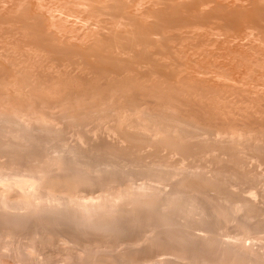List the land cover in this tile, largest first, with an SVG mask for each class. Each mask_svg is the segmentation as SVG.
Returning a JSON list of instances; mask_svg holds the SVG:
<instances>
[{"label": "bare ground", "instance_id": "bare-ground-1", "mask_svg": "<svg viewBox=\"0 0 264 264\" xmlns=\"http://www.w3.org/2000/svg\"><path fill=\"white\" fill-rule=\"evenodd\" d=\"M15 2L14 4L12 2ZM48 1V2H46ZM51 1V0H50ZM54 1V0H53ZM52 1V2H53ZM69 0H65L64 4L65 5H59L58 4H55V6H53V3L51 5V2H49V0H12V2H7V4L9 3V5L11 4V7L9 8V12H12L11 15L12 16V19L11 18H7V16L5 18H7V22L8 20L11 21V20H14L16 21V23H18L17 26L15 24V22L13 21V24L21 29L18 28V30H21L20 32L24 35H25V38L22 40V44H25L27 46H24V47H27L25 48L26 49V53H28L29 57H31L32 59H36L37 58H40L41 61H43L42 59H44V62H45V65L47 67H49L51 70V72L47 71V75L45 74V78H42L40 72H45V69L44 67L40 68L41 65H39V68L40 70L41 69H44V70H41V71H38L39 69H37L36 71H34L33 73L35 74L36 73H40V77L42 79H46L47 80V76L49 75H53V74H50L52 73V70L56 67L58 68L57 66H54L57 61L56 64L58 65V63L64 65L66 62L67 65H64L61 67V70L63 69L64 67V70H63V73L66 74V71L67 69L69 70V68L67 67V69L65 68L66 66H70L73 68L70 69V71L72 70V75H70V78L71 76L74 78H71V80H73L71 83H73L74 81L78 82V84H76V82H74L73 84L75 86H69L68 88H66V85L64 83V80H63V83L64 85L62 86H65L64 88L60 85H56V83H54V78H57L56 82L60 80L59 79H62L63 77L65 78V76H63L62 74V71L59 70L62 74L60 75V72L58 73L60 76L58 77H52L53 81L54 82H50L49 84H51L49 86V84L45 87L46 90L49 89V87H51V90H48V91H52V83L53 85L55 84V87L59 86V89L60 88H63L61 90H56L55 94L54 95H49L48 93V96L47 98L46 97V93L45 92H48V91H44L41 92L43 93V100L44 101H48L50 102V104L52 103V105L54 104L57 108V110L59 111V108H60V111H65L70 114H68V116L70 115H73L77 117V115H80L82 116V114H90L92 111L90 110H94V112L96 113L97 110H99L98 107L102 106L105 108L106 105H100V104H106V102H110L112 104V102H117L118 100L115 99L116 96H120V101H118V103L120 102V104L117 106V105H111L112 108H114L113 106H115V109L113 112H111L112 115L116 116L115 117V120L113 121H109L107 122L105 120L106 125H105V130H103V132L107 133V137L106 139H109L108 136H110L111 134L114 135L115 137V141L117 142H121L120 144H125L128 142H130L131 144L134 143L136 147H140L141 148H146V150L148 151V149H150V151L148 152L149 155L148 157L150 156V154L152 153L151 151L153 150L154 153H155V161H157V159H159L157 162V164H154L153 165H156V166H152V163L150 162L151 164V167H150V164H145V169L142 168L140 170V166H139V161L136 160V162L138 161V166L135 164V167L137 166V171L138 169L140 171H143L144 170V173L143 172H140L138 171V173L140 174H144V178L146 179H143L141 178L143 175H140L141 179H143V182L142 183H139V184H135L133 181L131 182H128L126 184V186L124 187L123 190H116L115 188L113 190H111V193L109 195H105L103 196V198H99V200H97V203H93L90 201V199L86 200V196L85 195V192L82 193V191L85 189H81L82 186H89V183L91 182L90 180H94L97 179L99 180L100 178L98 176H100L101 172L103 170L106 169V171H109L111 169H108L105 168L103 169V165L100 167V165L97 163L96 165H99L98 166H94L93 164H89L88 162L91 163V161H88L87 163L83 162L81 158H79V154L77 155L76 153H73L70 151V148H67V146L65 147L64 146H60L59 148V153L58 154H55L54 152L51 154H46V158H45V162H47V167L46 168V172L45 174H48L49 176L52 174L51 172H54V173H60V174H65L66 176V180L67 183L65 184L64 180L61 182V180L54 182L53 184H55V188H51L49 189L44 187V182L43 180H45V178L43 179V175H44V172L43 173H40V174H43L42 176L35 174L33 173H23V174H13L11 175V173L9 174H2L0 172V184L1 186L0 187H4V188H7L8 190H12L15 189V190H18L17 193H18V200L17 199H14L16 197H11V199L5 197L4 195H1L0 196V206L4 207V208H8L11 211V209H21V208H31L33 205H37L39 203L41 204H45V206H48V210L49 209H54V210H69V209H75V210H79V212H86L85 209L87 210L90 205H95L96 206L98 205V207L100 208V210H105L104 212H113V215H115L116 212H118L119 210L123 209L124 207H122V201H125L124 199L127 198L126 201H130L131 204L133 203H137V204H140L142 207L146 206L147 207V210L148 208H150V210H155L160 217H162L164 219L165 222H167L169 225L172 220H171V215L173 212H176V215L177 214H182V216L184 215L185 217L187 216H194L196 215V217L198 218H202L204 221L205 220H210L213 218V209L211 211V209L209 207H213L215 205V207L217 208L218 210V206H220L219 209L222 210L223 212V216L226 217L227 216V220H230L228 218H233L236 219V218H239L238 216H240V214L242 215V213L244 214L245 212L244 211H247V213H250L248 212V205L246 207V203L247 201L245 202L244 199L248 200L249 202L250 201H257L259 199V203H262V205L264 204V181L261 182V186H258V188L255 186L254 188H251L253 187V185H251V187H247L245 188V184L248 183V179L246 180L247 182L244 183V184H241L240 182H242V178H241V181L239 180V175L237 177L236 175V169L239 170L244 164H246V162H248L247 160L249 159H253L255 161V163L253 162V164H251V167L254 168V170L258 167H260V169L262 170V168L264 167V159H262V155L261 157H258L256 155L261 153L263 154V150H261L259 153L257 151L260 150V148L262 147L264 149V125L263 126H256V127H259V128H253V129H247L246 130H249L246 131H242V129L238 128L237 129H240L239 131L238 130H223L225 129V127L223 129L221 128H211L209 129L211 125H206V127H209L208 130L204 129L203 130L202 128L201 129H198L199 128V125H187V126H190L189 128L186 127V123L183 125L181 123H179L180 125H178L177 122H179V119H177V117L175 116L178 112H181L178 110V112L176 113L175 111H177L175 109V107H167L166 110L168 112H175V115H170V114H167L169 115L170 117L172 116L173 120H178L177 122H174L172 120H169L171 122H167V120H163L161 116H164V112L162 108H165L163 107V105H166V104H163V105H160L162 106L160 109V111H162L161 113H163L162 115H156L155 114H149L150 113V108H151V100L149 102V99H152L153 97V100L156 99V101L160 98H158L160 95V88L162 87H165V86H161L159 87V83H163L165 82V84L168 82L170 83L169 86L171 90H173L172 92L175 93V95L177 96L176 94V91L178 92V94L180 95V93L184 92L183 90H185V93L184 94H187V91H186V87H187V90L190 89V96L194 94V88H190L188 89V84L185 85V81L187 83H192V84H195L194 83V78L195 80H197L198 76L199 78L202 77V79L200 80H203L204 78L206 77H209L207 76V74L210 75V71L207 70V72L209 73H203L205 72L204 70H202L203 68L202 67H207V65H210L211 67H215V66H221L220 68H222V66L224 67V64L227 66L229 64H231V61H229V63L227 62V60H232V57L234 58L235 56H240L239 52L242 51L244 49V51L246 52L247 48L246 47L247 45H250L251 46V42L250 43V40L251 41H256V39H258V42L261 40L262 41V38H263V41H264V0H148L149 3H147L148 1H144L143 3V0H70V1H73V3H70V1L68 2ZM5 2V6L8 7V5H6V0H0V4L1 3H4ZM56 2V1H55ZM70 5H73L74 7H76L77 9L74 10L73 8V12L74 13H71L72 9L70 8H67L69 6L66 7V4L67 3ZM145 2L147 3V5L145 4ZM60 4V3H59ZM56 5L58 7H56ZM2 6V5H1ZM4 7V5H3ZM2 7V8H3ZM66 7V10L68 9V11L70 10L71 12L69 13H66L64 14L65 12L63 11ZM1 8V9H2ZM6 8V7H5ZM79 8V9H78ZM4 9V8H3ZM6 11H4L5 14H7V10L8 9H4ZM1 12V10H0ZM64 12V13H63ZM76 12V13H75ZM2 15H3V12H1ZM7 14V15H8ZM107 14V17H105V15ZM1 15V17H2ZM11 15L8 17H11ZM108 15L111 16L108 18ZM16 18H15V17ZM0 19H3L4 17H2ZM15 19H14V18ZM70 17H73V18H70ZM108 18V19H107ZM0 21H3V20H0ZM18 21V22H17ZM5 22V21H4ZM6 22V23H7ZM10 23V22H9ZM1 24H3V22H1ZM12 25V23H11ZM10 25V26H11ZM12 25L14 27V30H15V26ZM2 26V25H1ZM6 26V24H5ZM5 26H4V30H5ZM9 28V25L7 26ZM10 29V28H9ZM13 29V28H12ZM17 29V28H16ZM178 29V31H177ZM231 29V30H229ZM235 30V31H232ZM4 30H2L4 32ZM7 30V29H6ZM5 30V31H6ZM17 30V31H18ZM177 31V32H176ZM254 31H256V33H258V38H256L257 35L254 36ZM7 32V31H6ZM10 33V31H8ZM7 32V33H8ZM19 33V31H18ZM20 33V34H21ZM178 33V34H176ZM1 34V33H0ZM15 34V33H13ZM253 34L254 38L255 39H251V38H248L250 37L251 35ZM176 35L178 38H176ZM6 36V35H4ZM2 35V38L4 37ZM11 36V34H10ZM17 36V34H16ZM20 36H23V35H20ZM19 36V37H20ZM261 36V37H260ZM263 36V37H262ZM15 37V36H14ZM27 37V39H26ZM1 38V37H0ZM10 38V37H9ZM13 38V37H12ZM6 39H8L6 37ZM17 39V38H16ZM15 39V40H16ZM246 39H249L248 41ZM3 40V39H2ZM1 40V41H2ZM14 40V39H13ZM27 42H26V41ZM247 41V42H244V41ZM4 41V40H3ZM8 41V40H7ZM23 41H25V43H23ZM262 41V42H263ZM9 42V41H8ZM13 42V41H12ZM21 42V41H20ZM257 42V41H256ZM15 43V42H14ZM18 43V42H17ZM250 43V44H249ZM1 44V43H0ZM6 44V43H5ZM8 44V43H7ZM259 44H262L261 42ZM258 44V45H259ZM2 45V44H1ZM4 45V44H3ZM10 45V44H8ZM15 45H17L15 43ZM254 45V43H253ZM256 45V44H255ZM257 45V46H258ZM5 46V45H4ZM11 46V45H10ZM19 46V45H17ZM22 46L21 45V49H22ZM262 46V45H261ZM260 46V47H261ZM264 46V45H263ZM3 47V46H2ZM0 46V59L3 58V56H5L3 59L6 60L5 63L7 64V66L4 64V62H0V66L1 68L4 70L2 71L3 73H5L4 75L0 74V77H1V82L3 83L1 85L2 89L3 87H6L5 84L7 85L8 88H10V91H14L17 93V95L19 94L21 97L23 96V98H27V96L29 97L30 96V92L31 93H35L39 91V94H36V95H40V91H42V89L40 88L41 86L44 87V84L42 83L43 81L45 82V80H41V83L43 85H41L40 81H39V84H40V87L37 86L39 85L38 82L36 83V86H33V83H35V81L33 80L34 79V75L32 76V81H30L28 75H26L28 77V79L25 81V78L22 80L21 77H25V76H22V74L20 75V71L23 69V67H21V65H24L25 67L30 66V68H33L34 66V61H30L31 63L33 62V66L31 65V63H29V59L27 58V60H21L25 54H23V57L21 59H15L16 57H14V60L11 59V56H9L10 54L8 53H5L6 51H4L3 49ZM8 47V46H7ZM23 47V48H24ZM259 49H262L260 48ZM14 48V47H13ZM17 48V47H16ZM257 48V47H255ZM7 49V48H6ZM5 49V50H6ZM10 49V48H9ZM246 49V50H245ZM254 49V48H253ZM258 49V48H257ZM8 50V49H7ZM13 50V49H12ZM19 50V49H18ZM24 50V49H23ZM255 50V49H254ZM14 51V50H13ZM16 52L17 49L15 50ZM243 51V52H244ZM251 51H252V48H251ZM257 51V50H256ZM261 51V50H260ZM11 52V51H10ZM24 52V51H23ZM242 52V54H243ZM248 52V51H247ZM262 52V51H261ZM20 53V52H19ZM238 53V54H237ZM251 53V52H249ZM249 53H247L249 55ZM264 53V52H263ZM12 54L14 56H17L15 55L13 52ZM11 54V55H12ZM236 54V55H235ZM255 54V53H254ZM262 54V53H261ZM21 55V54H20ZM27 55V54H26ZM52 55V56H51ZM231 58H230V56ZM235 55V56H234ZM245 55V54H244ZM246 55V56H248ZM229 56V57H228ZM250 56V55H249ZM252 57L256 56L254 55L253 56V52L251 54ZM258 57V55H257ZM8 58V60H7ZM13 58V57H12ZM25 58V57H24ZM225 58L227 59L225 61ZM242 58V56L240 57ZM244 59V58H243ZM242 59V61H243ZM249 59V58H247ZM252 59V58H251ZM254 59V58H253ZM261 59V58H260ZM56 60V61H55ZM236 57L235 59H233L232 61H236ZM239 60V59H238ZM246 60V59H245ZM243 61L245 62V66L248 67L249 65L251 64H247L246 61ZM256 60V59H255ZM258 60V59H257ZM40 61V60H39ZM240 61V60H239ZM241 61V62H242ZM250 61V60H248ZM247 61V62H248ZM259 61V60H258ZM261 61H264V58L261 60ZM24 64H23V63ZM226 62V63H225ZM43 63V62H41ZM47 63V64H46ZM68 63H74V64H68ZM223 63V64H222ZM228 63V64H227ZM251 63V62H250ZM255 63V61H254ZM253 63V64H254ZM260 63L259 62V66H260ZM3 64V65H2ZM21 64V65H19ZM26 64V65H25ZM37 64V63H36ZM264 64V62H263ZM213 65V66H212ZM237 65V62L236 64L234 65V67H240V66H236ZM243 65V63L241 64ZM248 65V66H247ZM258 65V63H257ZM9 66V67H8ZM32 66V67H31ZM36 66V65H35ZM43 66V65H42ZM45 66V67H46ZM54 66V67H53ZM225 66V70L227 69ZM232 66V64L230 65V67ZM255 66V64L253 65ZM251 66L250 68V71H252V67ZM258 66V67H259ZM46 67V69H47ZM244 67V66H243ZM242 67V68H243ZM257 67V68H258ZM22 68V69H21ZM28 67V69L24 68L25 69V72L28 71L30 69ZM35 68V67H34ZM33 68V69H34ZM37 68V67H36ZM200 68V70H198ZM202 68V69H201ZM210 68V67H209ZM219 68V69H220ZM256 68V69H257ZM263 68V66H262ZM262 68H258L259 70L262 69ZM21 69V70H20ZM32 69V71H33ZM66 69V70H65ZM212 69V68H211ZM218 69V70H219ZM224 69V68H223ZM248 69V68H246ZM35 70V69H34ZM48 70V69H47ZM55 71L58 72V70L54 69ZM201 70H202V73L203 74H206V77H204L205 75H203L201 73ZM224 70V71H225ZM229 70V69H228ZM231 70V69H230ZM237 69L235 68V70H231V71H234V72H237L236 71ZM249 70V69H248ZM31 70H29L30 72ZM70 71H67V72H70ZM213 71H217V69L215 70H212ZM264 71V70H263ZM1 72V71H0ZM24 72V71H23ZM74 72V74H73ZM223 72V71H222ZM227 72V71H226ZM239 72V70H238ZM260 73V71H258ZM256 71V73H258ZM28 72H26L27 74ZM31 73V72H30ZM39 73L37 74L39 76ZM54 73V72H53ZM90 73H95L94 76H97L98 79L94 80V78H91V76H93V74L88 77L87 74ZM203 75H201V74ZM218 71L216 72V76L218 78ZM230 73V71H229ZM241 73V71H240ZM239 73V74H240ZM249 73V72H246V74ZM251 74L253 72H250ZM264 74V72H261L260 74ZM57 74V73H56ZM56 74H54L53 76H55ZM85 74L88 78L85 77ZM97 74V75H96ZM200 74V75H199ZM214 74V73H213ZM224 74V72H223ZM226 74V73H225ZM233 74L232 72L230 73V75ZM245 74V75H246ZM23 75H25L23 73ZM31 75V74H29ZM36 75V74H35ZM212 75V74H211ZM218 75V76H217ZM237 75V74H235ZM245 78V75H244V72L242 74ZM250 75V74H249ZM255 75V74H254ZM63 76V77H62ZM68 77V80L70 79L68 74L66 75ZM93 76V77H94ZM220 76H223V75H220ZM227 76V75H225ZM229 76V75H228ZM242 76V77H243ZM251 76V75H250ZM253 76V75H252ZM50 77V78H51ZM62 77V78H60ZM204 77V78H203ZM232 77V75H231ZM238 77V75H237ZM241 75H240V80L242 79ZM249 77V76H248ZM36 78V77H35ZM59 78V79H58ZM86 79V80H83V79ZM90 78L89 81H87L88 79ZM209 78H212V77H209ZM229 78V77H228ZM236 78V79H238ZM250 78V77H249ZM257 78V77H256ZM260 78V77H259ZM262 78V77H261ZM37 79V78H36ZM67 79V78H65ZM208 79V78H206ZM205 79V81H206ZM215 79V78H214ZM219 79V78H218ZM223 79V78H222ZM225 79V78H224ZM232 79H234V77H232ZM247 79V78H246ZM244 79V80H246ZM253 79L252 77L249 79L251 80ZM51 80V79H50ZM93 80V81H92ZM104 80V81H102ZM208 80H211V79H208ZM221 80V79H220ZM220 80L218 82H220ZM243 79L241 81H244ZM254 80V79H253ZM256 80V79H255ZM257 80L259 81L260 79L257 78ZM264 80V79H263ZM5 81V84L4 82ZM29 81V82H28ZM70 81V80H69ZM92 81V82H91ZM192 81V82H190ZM198 81V80H197ZM204 81V80H203ZM203 81H200L201 83ZM217 81V80H216ZM222 81V80H221ZM225 82L227 81V78L226 80H224ZM224 81H223V84L224 85ZM232 81V80H231ZM230 81V82H231ZM28 82V83H26ZM32 82V83H31ZM48 82H49V79H48ZM47 82V83H48ZM65 82H67L65 80ZM177 82V84H176ZM181 84L182 82V86L185 87V89H181L179 87V89H176V86L178 85L179 86V83ZM196 82V81H195ZM200 82L198 81L197 84ZM215 83V81L213 80L212 84H219V83ZM229 82V81H227ZM234 82V81H233ZM233 82H231L232 84H234ZM247 82V81H246ZM253 82V81H252ZM261 83V80L259 81ZM29 83H31L30 85L33 86V88H29L30 85ZM46 83V82H45ZM62 83V84H63ZM68 83V82H67ZM70 83V84H71ZM211 84V82H209ZM208 83V84H209ZM239 83H242V82H239ZM248 83V82H247ZM264 83V81H263ZM164 84V83H163ZM195 84V88H196V85ZM204 85L206 83H203ZM207 84V85H208ZM214 84V85H215ZM237 84V82H236ZM235 84V85H236ZM244 84V83H243ZM250 83L248 84H244V85H249ZM252 84V83H251ZM258 84V83H256ZM29 85V86H28ZM46 85V84H45ZM72 85V84H71ZM168 86V84H166ZM213 85V86H214ZM221 86V83L219 84ZM238 85V84H237ZM241 85V84H240ZM239 85V86H240ZM255 85V83L253 84ZM252 85V86H253ZM49 86V87H48ZM61 86V87H60ZM177 86V88H178ZM181 86V85H180ZM181 86V87H182ZM191 86V85H190ZM209 86V85H208ZM212 86V87H213ZM216 86V85H215ZM228 85H226L225 87H227ZM232 86V85H231ZM6 87V88H7ZM159 87V92L158 91H155L157 90L156 88ZM182 87V88H183ZM204 87V86H203ZM207 86L204 87V90ZM230 87V86H228ZM227 87V89H229ZM248 87V86H247ZM217 88V87H215ZM222 88V87H221ZM220 88V89H221ZM233 88V87H232ZM235 88V87H234ZM233 88V89H234ZM244 88V87H242ZM249 88V87H248ZM255 88V87H254ZM264 88V87H263ZM262 88V89H263ZM168 87V93L171 92ZM197 89V88H196ZM203 88H201L200 90L198 91H202ZM210 89V88H208ZM224 89V87L222 88ZM231 89V88H230ZM236 89V88H235ZM238 89V88H237ZM240 89V88H239ZM247 89V88H245ZM250 89H253V88H250ZM259 90H262L259 86L258 88ZM257 89V86H256V90ZM1 90V89H0ZM4 90H6L4 88ZM3 90V94H4V91ZM55 90V89H54ZM54 90H53V93H54ZM163 90H166L165 88ZM191 90L193 91V93L191 94ZM214 90V89H213ZM241 90V89H240ZM249 90V89H248ZM247 90V91H248ZM255 90V89H254ZM9 91V90H8ZM12 91V93H13ZM167 91V90H166ZM182 91V92H180ZM212 91V90H211ZM215 91V90H214ZM217 91V90H216ZM221 91V90H220ZM226 91V90H224ZM231 91V90H230ZM230 91L228 93H230ZM245 91V90H244ZM247 91L245 93H247ZM252 91V90H251ZM250 91V92H251ZM157 92V93H156ZM162 92V91H161ZM171 92V93H172ZM209 92V91H208ZM222 92V91H221ZM249 92V91H248ZM257 94H258V91H256ZM261 92V91H260ZM2 93V92H1ZM12 93L10 94V96L7 94H4V95H8L9 97L6 98V97H3V98H6V102H8L7 100H10L13 98L11 97ZM34 93V95H35ZM165 93V91H164ZM189 93V92H188ZM197 93V92H196ZM201 93V92H200ZM199 93V94H200ZM210 93V92H209ZM224 93V92H222ZM226 93V94H228ZM232 93V91H231ZM230 93V94H231ZM234 93V91H233ZM232 93V94H233ZM237 93V92H236ZM252 93V92H251ZM262 93V92H261ZM52 94V92L50 93ZM163 94V92L161 93V95ZM167 93H165V95L163 96V100H164V97ZM208 94V93H207ZM217 94V93H216ZM225 94V93H224ZM229 94V96H230ZM231 94V95H232ZM240 94V92H239ZM249 94V93H248ZM248 94H245V95H248ZM252 94H255V93H252ZM260 94V93H259ZM258 94V95H259ZM264 94V93H263ZM262 94L263 98H264V95ZM14 95V94H13ZM16 95V94H15ZM16 97H14V99H16L17 97H19V95ZM32 97L30 96L29 99H32L33 98V94H31ZM35 95V96H36ZM45 95V96H44ZM160 95V97H161ZM171 94H169L170 96ZM189 95V94H188ZM203 94H201L202 96ZM209 95H212L213 94H209ZM235 95V94H234ZM237 95V94H236ZM235 95V96H236ZM243 95V94H242ZM34 96V99L36 98ZM181 96V95H180ZM184 96V95H183ZM198 96V94H197ZM201 96H198V97H201ZM212 96H209L212 97ZM225 96V95H223ZM249 96V95H248ZM261 96V95H260ZM1 97V95H0ZM11 97V98H10ZM19 97V98H21ZM41 97V95H40ZM111 97H114L115 101H112L114 100L113 98ZM155 97V98H154ZM158 99H157V98ZM172 98V96H170ZM175 97V96H174ZM179 97V96H178ZM185 97H188V96H185ZM193 96H191L190 98L192 99ZM207 96H203L201 99V101L204 100V98L206 99ZM217 97V99H220V97L218 98V96H215ZM226 97V96H225ZM234 97V96H232ZM238 97V96H237ZM239 97L241 98V96L239 95ZM253 97V95H252ZM257 97V96H256ZM2 98V99H3ZM39 98V96H38ZM37 98V99H38ZM111 98L109 101L108 99ZM122 98H124L123 102H122ZM169 98V97H168ZM167 98V99H168ZM170 98V99H171ZM180 98V97H179ZM179 98H178V101H179ZM184 97H182L183 99ZM189 98V97H188ZM189 98V99H190ZM195 98V97H194ZM193 98V99H194ZM231 98V96H230ZM255 99V97H253ZM261 98V97H260ZM22 99V98H21ZM20 99V100H21ZM28 100H25V104H26V101H29ZM33 99V101H35ZM41 99V98H39ZM76 102H74L75 100ZM162 99V97H161ZM169 99V100H170ZM174 99V98H173ZM181 99V100H182ZM188 99V100H189ZM199 99V98H198ZM211 99V98H210ZM210 99H208L209 101H211ZM213 99V98H212ZM216 99V100H217ZM223 97L220 99L222 100ZM229 99V98H228ZM236 99V98H235ZM42 100V101H43ZM74 100L72 103L71 101ZM126 100V104L124 103V101ZM180 100V101H181ZM187 100V101H188ZM197 100V98L195 99ZM214 100V99H213ZM212 100V101H213ZM216 100L214 101V103H216ZM226 100V99H225ZM237 100V99H236ZM242 100V99H241ZM245 100V99H244ZM238 101L237 102H245V101ZM250 100H251V97H250ZM253 100V99H252ZM4 101V99H3ZM11 101V100H10ZM23 101V100H22ZM21 101V102H22ZM32 101V100H31ZM38 100H36L37 102ZM40 101V100H39ZM38 101V102H39ZM44 101L42 103H44ZM155 101V102H156ZM159 102L162 100H158ZM166 100H164L165 102ZM168 101V100H167ZM166 101V102H167ZM174 101H176V98L174 99ZM183 101H186V99ZM181 101V102H183ZM190 101V100H189ZM188 101V105H190ZM200 101V100H199ZM198 101V102H199ZM206 101V100H205ZM211 101V102H212ZM223 101V100H222ZM221 101V103H219L217 101V103L219 104H222L223 102ZM227 101V100H226ZM231 102H235V100L232 101V98L230 100ZM247 101V100H246ZM255 101V100H254ZM261 101V100H260ZM264 101V100H263ZM262 101V102H263ZM1 102V101H0ZM20 102V101H19ZM37 102V103H38ZM48 102H45L47 104H49ZM122 102V103H121ZM154 102V103H155ZM162 102V103H164ZM170 102H172V100H170L168 103L170 104ZM181 102L180 104L178 103V105H181ZM195 102V101H194ZM194 102L192 101L193 103V106L196 107V105H194ZM197 102V103H198ZM208 103V101H206ZM205 102V103H206ZM210 102V103H211ZM236 102V103H237ZM248 102V101H247ZM250 102V101H249ZM248 102V103H249ZM252 102V101H251ZM250 102V103H251ZM260 102V103H262ZM29 103V102H28ZM27 103V104H28ZM36 103V105H37ZM41 103V102H39ZM110 103L107 104V106L109 105L110 106ZM124 103V104H123ZM157 103V102H156ZM167 103V104H168ZM173 103V102H172ZM176 103V102H175ZM191 103V104H192ZM200 103V102H199ZM213 103V102H212ZM229 103V101H228ZM237 103V104H238ZM240 103V104H241ZM254 103V102H252ZM259 103V104H260ZM7 104H10V103H7ZM27 104L25 106H27ZM62 106H61V105ZM123 104V105H121ZM158 104V103H157ZM185 104V102L183 103ZM202 104V103H200ZM231 106L233 103H229ZM228 104V105H229ZM246 104V103H245ZM258 104V105H259ZM2 105V104H1ZM5 106V104H3ZM31 105H35L34 102L31 104L29 103V108H31ZM33 106V107H37V111H39V114L38 116L35 118H31V116H29L30 112L28 114L24 113L23 114V111H21L22 113L18 112V107L17 109H14V106H13V111L11 108V110L13 111V113L15 114V118L17 119V117H19L17 120H19L18 122L23 124L27 130L32 128L33 126V123L34 121L36 123H40L43 125H46V126H49L50 127H53L52 130H54L55 132L58 130V133L59 132H63L62 131V127L59 128V122L58 120L55 118L56 116L58 117V115L56 114L55 117L54 115H47V114H42L40 112V107L38 109V106H40V104H38L37 106ZM54 105L52 108L49 109V106L47 105V109L51 111V114L53 113V109H54ZM156 105V104H154ZM158 105V106H159ZM173 105V104H172ZM174 105H177V104H174ZM187 105V104H185ZM184 105V106H185ZM207 105V104H206ZM211 105V104H210ZM209 105V106H210ZM224 105V104H223ZM227 105V104H226ZM226 105L224 107H226ZM243 105V104H242ZM248 105V104H246ZM256 105V104H255ZM8 106V105H6ZM23 106V105H22ZM24 106V107H25ZM41 106H44L41 104ZM60 106V107H59ZM91 106V107H90ZM192 106V107H193ZM202 107L203 104L201 105ZM245 106V105H244ZM32 107V108H33ZM46 107V105H45ZM43 107V108H45ZM90 107V108H88ZM154 108H156L155 106H153ZM181 107V106H179ZM187 106H185V109H186ZM191 107V106H190ZM214 107V106H213ZM217 107V106H215ZM211 108L212 109H215ZM224 107H223V111L226 112V110H224ZM235 107L237 108L238 105L234 106V109ZM243 107V106H241ZM253 107V106H252ZM263 107V106H262ZM1 108V106H0ZM16 108V107H15ZM111 108V109H112ZM201 107H199L200 109ZM231 108V107H229ZM240 108V107H239ZM259 109V107H257ZM20 109V108H19ZM35 109V108H34ZM33 109V110H34ZM36 109L34 110V112L36 113ZM46 109V108H45ZM44 109V111H45ZM52 109V110H51ZM56 109V108H55ZM62 109V110H61ZM97 109V110H96ZM106 109V108H105ZM183 109V108H182ZM189 109V108H188ZM198 109V108H197ZM196 109V110H197ZM203 109V108H202ZM201 109V110H202ZM210 109V108H209ZM227 109V107H226ZM256 109V110H258ZM260 109H261V105H260ZM3 110L2 108L0 109V111ZM8 110V109H7ZM11 110H9L10 112L9 113H12ZM17 110V112H16ZM21 110V109H20ZM29 110V109H27ZM43 109L41 108V111ZM156 110V109H155ZM170 110V111H169ZM187 110V109H186ZM191 110V109H190ZM189 110V111H190ZM194 110V109H193ZM204 110V109H203ZM206 110V108H205ZM238 110V109H237ZM241 110V109H240ZM239 110V112H240ZM243 110V109H242ZM249 110V109H248ZM254 110V109H253ZM6 111V110H5ZM32 111V110H31ZM43 111V112H44ZM107 111V110H105ZM105 111H103V114H107ZM159 111V113H160ZM185 111V110H184ZM217 111V110H216ZM220 111V110H219ZM251 111V110H250ZM249 111V112H250ZM25 112V110H24ZM46 112V111H45ZM57 112V111H56ZM89 112V113H88ZM94 112H93V116L94 115ZM98 112V111H97ZM105 112V113H104ZM193 112V111H192ZM196 112V111H195ZM194 112V114H195ZM199 112V111H197ZM196 112V113H197ZM238 112V113H239ZM244 112V110L242 111ZM246 112V110H245ZM244 112V113H245ZM252 112V111H251ZM258 112V111H257ZM6 113V112H5ZM20 113V114H19ZM32 113V112H31ZM41 113V114H40ZM55 113V111H54ZM99 113H102L101 112H98L97 114ZM153 113V111H152ZM154 113H156L154 111ZM158 113V111H157ZM156 113V114H157ZM167 113V112H166ZM165 113V114H166ZM184 113V112H183ZM187 113V111H186ZM191 113V111H190ZM202 113H206L205 112H202ZM209 113V112H208ZM211 113V112H210ZM216 113V112H215ZM214 113V114H215ZM219 114V112H217ZM222 113V112H221ZM237 113V115H239ZM247 113V112H246ZM259 113V112H258ZM257 113V115H259ZM13 114V115H14ZM37 114H34V115H37ZM65 114V113H64ZM64 114H63V119H64ZM66 114V115H67ZM83 114V115H84ZM92 114V113H91ZM90 115H85V117H91L92 116ZM96 114V115H97ZM179 114V113H178ZM189 114V113H188ZM188 114H184L185 116H189ZM193 113H191L190 115L192 116ZM200 114V113H199ZM230 116L232 113H229ZM248 114V113H247ZM246 114V115H247ZM252 114V113H251ZM3 115V114H1ZM8 115V114H7ZM103 115V116H104ZM152 115V116H151ZM204 115V114H203ZM202 115V116H203ZM209 115V114H208ZM217 115V114H215ZM224 115V113H223ZM227 115V114H226ZM241 115V114H240ZM245 115V114H244ZM243 115V116H244ZM245 115V116H246ZM254 115V114H253ZM263 115V114H262ZM3 116H6V115H3ZM26 116V117H25ZM62 116V115H61ZM59 116V117H61ZM100 116H102L100 114ZM99 115L97 116L100 117ZM207 116V115H204V117ZM225 116V115H224ZM236 116V115H235ZM234 116V117H235ZM242 116V115H241ZM9 117V116H8ZM58 117V118H59ZM84 117V116H82ZM80 117V120L81 118ZM84 117V118H85ZM106 117V115L104 116ZM109 117V116H108ZM112 117V116H111ZM159 117V118H158ZM167 117V116H166ZM190 117V116H189ZM213 117V116H212ZM226 117V116H225ZM232 117V116H231ZM230 117V118H231ZM238 117V116H237ZM252 117V115H251ZM260 117V116H259ZM5 118V117H4ZM13 118V117H12ZM66 118V117H65ZM72 118V117H70ZM79 118V117H78ZM84 118H82L84 120ZM94 118V117H93ZM92 118V119H93ZM107 118V117H106ZM181 118V117H180ZM192 118V117H190ZM208 118V117H207ZM210 118V117H209ZM223 118V117H222ZM236 118V117H235ZM238 118H241V117H238ZM263 118V117H262ZM2 119V117H1ZM6 119V118H5ZM4 119V120H5ZM9 119V118H8ZM15 119V120H16ZM62 120V118H59ZM73 119V118H72ZM88 119V118H87ZM101 119V118H100ZM171 119V118H170ZM189 119V118H188ZM198 119V118H197ZM197 119H194L192 118L191 120H197ZM201 119V118H199ZM214 119V117H213ZM212 119V120H213ZM219 119V118H218ZM224 119V118H223ZM247 119V117H246ZM261 119V117H260ZM7 120V119H6ZM6 120L4 122V124L6 123ZM10 120V119H9ZM8 120V121H9ZM67 120H70L67 118ZM74 120V119H73ZM77 120V119H76ZM103 120V119H102ZM101 120V122H102ZM185 120V118H184ZM204 120V118L202 119ZM208 120V119H207ZM221 120V118L219 119ZM236 120V119H234ZM249 120V119H248ZM12 121V120H11ZM72 121V120H70ZM79 121V120H78ZM87 121V120H86ZM92 121V120H91ZM90 121V123H91ZM96 121V120H95ZM98 121H99V118H98ZM97 121L96 124L99 125V122ZM180 121H183V119ZM200 121V120H199ZM199 121L197 123H199ZM210 121V120H209ZM217 121V120H216ZM229 121V120H228ZM237 121V120H236ZM235 121V122H236ZM241 121V120H240ZM246 121V120H245ZM257 121V120H256ZM260 121V120H259ZM18 122H16L17 124H19ZM74 123V121H72ZM77 122V121H76ZM88 122V121H87ZM85 122V123H87ZM196 122V121H195ZM203 122V121H202ZM214 122V121H212ZM238 122V121H237ZM255 122V121H254ZM14 124H16L15 122H13ZM71 123V122H70ZM82 123V122H81ZM84 123V122H83ZM104 123V122H103ZM177 123V124H176ZM194 123V122H193ZM205 123V122H204ZM208 123V122H207ZM226 123V122H225ZM247 123V122H246ZM252 123V122H251ZM260 122H258L259 124ZM35 124V123H34ZM67 124V122L65 123ZM65 124H62V125H65ZM69 124V123H68ZM67 124V125H68ZM76 124V123H75ZM88 124V123H87ZM202 124V123H201ZM200 124V125H201ZM210 124V123H209ZM221 124V123H220ZM224 124V123H223ZM229 124V123H228ZM261 125L264 124V123H260ZM7 125L9 126L10 124L7 123ZM22 125V126H23ZM38 125V124H36ZM35 125V126H36ZM59 125V126H58ZM97 125V126H98ZM1 126V125H0ZM6 126V125H5ZM6 126V127H8ZM74 126V125H73ZM80 126V124H79ZM78 126V127H79ZM83 126V125H82ZM85 126V125H84ZM92 126H95V125H92ZM90 126V127H92ZM204 126V125H203ZM220 126V125H218ZM245 126V125H244ZM4 127V126H3ZM12 127V125H11ZM24 127V128H25ZM81 127V126H80ZM88 127V128H90ZM96 127V126H95ZM202 127V126H200ZM214 127H217V126H214ZM223 127V126H222ZM235 127V126H234ZM246 127V126H245ZM253 127V126H252ZM25 128V129H26ZM36 128H38L36 126ZM40 128V127H39ZM43 128V127H42ZM41 128V129H42ZM48 128V129H49ZM74 128V127H73ZM71 128L72 130L70 131H73L74 129ZM77 128V127H76ZM87 128V129H88ZM94 128V127H93ZM99 129V127H97ZM103 128V126L101 127ZM231 128V127H230ZM5 129V128H3ZM11 129V128H10ZM21 129V128H20ZM24 129V130H25ZM45 129V128H44ZM47 129V128H46ZM82 129V128H81ZM85 129V130H87ZM228 129V128H227ZM233 129V128H232ZM236 129V127L234 128ZM13 130V129H11ZM18 130V129H17ZM31 130V129H30ZM34 130V129H32ZM36 130V129H35ZM64 130V128H63ZM78 130V129H77ZM83 130V129H82ZM82 130L81 132H77L76 129L75 131L77 132L76 133V141H78V149L81 148V146L83 145H86V142H88L91 138L90 136L86 135L85 131L84 133H82ZM90 130V129H89ZM202 130V131H200ZM6 131V130H5ZM7 131H9L7 129ZM14 131V130H13ZM16 131V130H15ZM39 131V130H38ZM42 131V130H41ZM66 131V130H65ZM69 131L68 129V132L70 133V135L72 136L74 134V132H71ZM80 131V129H79ZM1 132V131H0ZM4 132V131H3ZM32 131H30L31 133ZM67 132V134H68ZM91 132V131H90ZM95 132L98 133L97 129L96 131L93 130V136H95L94 134H96ZM118 132V133H117ZM245 132V133H244ZM6 134V132H4ZM11 133V132H10ZM15 133V132H14ZM19 133V131H17V134ZM23 133V131H22ZM30 133H27V134H30ZM34 133V132H33ZM36 133V131H35ZM48 133V132H46ZM51 133V131H50ZM57 133V132H56ZM102 133V134H104ZM105 133V134H106ZM4 134V135H5ZM12 134V133H11ZM16 134V136H17ZM21 134V133H20ZM26 134V132H25ZM32 134V133H31ZM30 134V135H31ZM143 134V135H142ZM245 134H248L249 138L246 139V136ZM2 135V134H1ZM38 135H40V133H38ZM44 135V134H43ZM69 135V137H70ZM75 135V134H74ZM73 135V137H75ZM135 135V136H134ZM6 136V135H5ZM15 136V135H14ZM20 136V135H19ZM27 136V135H26ZM42 136V135H40ZM39 136V137H40ZM50 138L52 139L51 136L52 135H49ZM48 136V137H49ZM58 136V134H57ZM62 136V135H61ZM68 136V135H67ZM102 136V135H101ZM103 136H106V135H103ZM139 138H138V137ZM145 136V138L143 137ZM4 137V136H3ZM1 137V138H3ZM22 137V136H21ZM25 137V135H24ZM31 137V136H30ZM35 137V136H34ZM37 136V138H39ZM63 137V136H62ZM114 137L112 136L113 140H114ZM141 137V138H140ZM12 138V137H11ZM36 138V137H35ZM34 138V139H35ZM47 138V137H46ZM56 140H57V137H55ZM60 138V137H59ZM64 138V137H63ZM62 138V139H63ZM68 138V137H67ZM94 138V137H93ZM92 138V139H93ZM100 138V136L98 137V139ZM102 138V137H101ZM22 139V138H21ZM20 139V140H21ZM32 139V137H31ZM69 139V138H68ZM67 139V140H68ZM71 139V138H70ZM90 140L91 142L93 140ZM95 139V138H94ZM105 140V138H103ZM103 139H100L99 141L102 142ZM117 139V140H116ZM250 139V140H249ZM19 140V141H20ZM26 140H29L28 138ZM38 140V139H37ZM49 140V139H48ZM53 140V139H52ZM61 140V138H60ZM59 140V141H60ZM97 140V139H95ZM111 139H109L108 141H113ZM249 140V141H248ZM22 141V140H21ZM30 141V140H29ZM44 141V140H43ZM55 141V140H54ZM71 141V140H69ZM76 141H74L76 143ZM89 141V142H90ZM107 141V140H106ZM105 141V143H106ZM114 141V143H115ZM7 143V141H4ZM10 142V141H9ZM12 142V141H11ZM17 142V141H16ZM25 142V141H24ZM45 142V141H44ZM56 142V141H55ZM65 142V141H64ZM72 142V141H71ZM95 142V141H94ZM93 142V143H94ZM97 142V141H96ZM116 142V143H117ZM19 142L15 143V144H12L13 146H16V144L18 145ZM26 143V142H25ZM24 143V144H25ZM51 143V142H50ZM63 143V142H62ZM70 143V142H69ZM85 143V144H84ZM98 143V142H97ZM104 143V142H103ZM104 143V144H105ZM114 143H111L110 144H114ZM129 143V144H130ZM254 143L253 146H258L257 148H259V150L255 151L253 153V147H252V144ZM259 143H262L263 145L260 146ZM40 144V143H39ZM38 144V145H39ZM43 144V143H42ZM59 144V143H58ZM65 144V143H64ZM89 144V143H88ZM92 143H90L91 145ZM118 144V143H117ZM256 144V145H255ZM3 145L8 147V145H11V144H6L5 143H2L0 144V146ZM11 145V146H12ZM23 145V144H22ZM60 145V144H59ZM67 145V144H66ZM71 145V143H70ZM76 145V144H75ZM74 145V146H75ZM96 145V143H95ZM93 145V146H95ZM107 145V144H106ZM251 145V146H250ZM20 146V147H18ZM17 147L15 148H21L23 149V147L27 148V149H30L33 147H31V145L29 144H26L25 146H21V142L20 144L18 145ZM43 146V145H42ZM73 146V147H74ZM100 146V145H99ZM110 146V145H109ZM115 146V144H114ZM119 146V149L122 148L120 145H117ZM115 146V147H117ZM128 148H130V145H128ZM2 147V146H1ZM31 147V148H30ZM40 147V146H39ZM58 147V146H57ZM72 147V148H73ZM86 147V146H85ZM89 147V146H88ZM91 147V146H90ZM89 147V148H90ZM11 148V147H10ZM38 148V147H37ZM45 148V146H44ZM55 148V146H54ZM53 148V149H54ZM67 148V149H66ZM93 148V147H92ZM105 148V147H104ZM148 148V149H147ZM261 148V149H262ZM5 149V148H4ZM3 148L0 149V152H3L4 150ZM13 149V147H12ZM26 149V150H27ZM51 149V148H50ZM50 149H46V150H50ZM56 149V148H55ZM83 149V147H82ZM87 149V148H86ZM99 149V148H98ZM103 149V148H102ZM126 149V147H125ZM125 149H122V150H125ZM133 149V148H132ZM131 149V150H132ZM135 149H138V148H135ZM134 149V150H135ZM6 150V149H5ZM4 150V151H5ZM32 150H34V148H32ZM45 150V151H46ZM58 150V149H57ZM73 150V149H72ZM76 150V149H75ZM115 150V149H114ZM133 150V151H134ZM142 150V149H141ZM141 150H137L140 154V152H142ZM145 150V149H144ZM145 150V154L147 153ZM37 151V150H36ZM97 151V150H96ZM101 151V149H100ZM104 151V150H103ZM117 151V150H116ZM115 151V152H116ZM232 151H236V153L238 154H235V158L233 155V153H231ZM7 152H10L9 150ZM14 152H17V151H14ZM19 152V151H18ZM24 154L25 151L23 150ZM28 152L30 153V151L28 150ZM38 152V151H37ZM48 153V151H46ZM50 152V151H49ZM52 152V150H51ZM56 153L58 151H55ZM77 152V151H76ZM82 152H85L82 150ZM92 152V151H91ZM98 153H101L102 155L105 153H103L102 151L99 152L97 151ZM96 152V153H97ZM113 152V150L111 151ZM119 152V151H118ZM130 152V151H129ZM136 152V150H135ZM134 152V154H135ZM137 152V153H138ZM144 152V151H143ZM142 152V153H143ZM151 152V153H150ZM6 153V152H4ZM28 153V154H29ZM90 153V152H89ZM95 153V154H96ZM109 153V151H108ZM124 153V151H123ZM142 153L140 154L141 155V158L143 159L144 156L142 157ZM232 155H231V154ZM14 154H18V153H14ZM20 154V153H19ZM18 154V155H19ZM36 154V152H35ZM55 154V155H53ZM101 154H100V157H101ZM128 154V153H127ZM138 154V156H140ZM143 154V155H145ZM153 154V153H152ZM230 154V155H229ZM11 155V154H10ZM9 155V156H10ZM13 155V153H12ZM17 155V156H18ZM22 155V154H21ZM107 155V154H106ZM110 155H112L110 153ZM129 155V154H128ZM131 155V154H130ZM137 155V154H136ZM6 157V155H4ZM3 156V157H4ZM8 156V155H7ZM20 156V155H19ZM26 156V155H24ZM29 157V155H27ZM31 156V155H30ZM38 156V155H37ZM41 156V155H40ZM39 156V157H40ZM44 156V155H43ZM83 156V155H82ZM92 156V155H91ZM116 156V155H115ZM132 157H134L133 155H131ZM154 157V155H152ZM264 156V155H263ZM4 157V159H5ZM12 157V156H11ZM14 157V156H13ZM12 157V159H13ZM22 157V156H20ZM42 157V156H41ZM88 157V156H87ZM93 157V156H92ZM105 157V155H104ZM111 157V156H110ZM122 157V156H121ZM129 157V156H128ZM131 157V158H132ZM146 157V156H145ZM32 158V157H31ZM95 158V157H94ZM97 158V157H96ZM103 158V157H102ZM114 158V157H112ZM124 158V157H123ZM127 157H125L126 159ZM136 158V157H135ZM140 158V157H139ZM150 159H147L144 160L147 161V160H151V159H154L152 157H149ZM261 158V159H260ZM264 158V157H263ZM3 159V160H4ZM11 159V160H12ZM17 159V158H15ZM14 159V161H15ZM38 159V158H37ZM42 159V158H41ZM99 159V158H98ZM101 159V158H100ZM105 159V158H104ZM119 159V157H118ZM125 159L123 162H125ZM18 160V159H17ZM23 160V159H22ZM31 160V159H30ZM95 160V159H94ZM93 160V161H94ZM97 160V159H96ZM108 160V158L106 159ZM129 160V159H127ZM161 160L162 162H164V164H161ZM252 160V161H253ZM263 160V161H261ZM2 161V160H1ZM7 161V160H6ZM32 161V160H31ZM42 161V160H41ZM85 161V160H84ZM100 161V160H99ZM102 161V159H101ZM116 162V160H114ZM119 161V160H117ZM122 161V160H121ZM120 161V162H121ZM154 161V160H153ZM152 161V162H153ZM168 161L169 162H173L171 165L170 163L168 164ZM16 162V161H15ZM21 162V161H20ZM43 162V161H42ZM98 162V161H96ZM107 162V161H106ZM111 162V161H110ZM118 162V163H120ZM128 162V161H127ZM131 162V161H130ZM148 162V163H149ZM167 162V163H166ZM3 163V162H2ZM9 163V162H8ZM23 163V162H22ZM112 163L113 160H112ZM116 163V165L118 164ZM166 163V164H165ZM251 163V162H249ZM1 164V163H0ZM11 164V163H10ZM13 164V163H12ZM29 164V163H28ZM44 164V163H43ZM89 164V165H88ZM106 164V163H105ZM109 164V162H108ZM16 165V164H15ZM45 165V164H44ZM43 165V166H44ZM116 165H114L113 167V164L112 165H107V166H111L112 167V170L115 172V170L113 168L116 169V171L120 168H122V171L124 170L123 169V166H121V164H119V168L116 167ZM133 164H131L132 166ZM150 169H149V167ZM250 165V164H249ZM248 165V166H249ZM254 167H253V166ZM263 165V166H261ZM2 166V165H1ZM10 166V165H9ZM27 166V165H26ZM240 166V167H239ZM16 167V166H15ZM19 167V166H17ZM134 167V168H135ZM144 167V166H142ZM236 167V169H234ZM238 167V168H237ZM247 167V166H246ZM250 167V168H251ZM125 168V167H124ZM234 169V170H231V169ZM243 168V167H242ZM249 168V167H247ZM246 168V169H247ZM251 168V169H252ZM10 169V168H9ZM30 169V168H29ZM37 169V168H36ZM127 168H125L124 171H127L126 170ZM133 169V168H131ZM259 169V168H258ZM264 169V168H263ZM4 170V169H3ZM2 170V172H3ZM27 170V169H26ZM255 170V171H256ZM23 171V170H22ZM112 171V172H113ZM120 171V170H119ZM118 171V172H119ZM122 172V174L125 172ZM129 171V169H128ZM241 171V170H240ZM254 171V172H255ZM260 171V170H258ZM264 170H262L263 172ZM6 172V170H5ZM11 172V171H10ZM39 172V171H38ZM111 172V171H110ZM134 172V171H133ZM252 172V171H251ZM252 174L250 173V169L245 171L246 174H251L252 177H253V173ZM51 173V174H50ZM53 173V174H54ZM56 173V174H57ZM103 173V172H102ZM106 173V172H104ZM103 173V174H104ZM121 174V172H119ZM118 173V175H119ZM131 173V172H129ZM135 173V172H134ZM239 173H244V171L242 172H239ZM258 173V172H257ZM256 173V176L258 175H261L263 176V174H258L257 175ZM261 173V172H260ZM121 174V175H122ZM127 176H128V173H126ZM220 174V175H218ZM249 174V175H250ZM46 175V176H48ZM55 175V174H54ZM59 175V174H58ZM137 175V174H136ZM194 175H198L197 177H199V180L202 179L200 182L198 181V183H194V181L196 180L195 178H190L191 176H194ZM250 175V176H251ZM64 176V175H63ZM107 176V173L106 175ZM130 176V175H129ZM128 176V177H129ZM135 176V174L133 175ZM138 176V175H137ZM195 176V177H196ZM214 176H217V178H215ZM123 177V176H122ZM127 177V178H128ZM220 177V178H219ZM243 177V176H242ZM247 177V176H246ZM48 178V177H47ZM108 178V177H107ZM117 178V177H116ZM115 178V180H117ZM124 178V177H123ZM126 178V177H125ZM125 178L123 179L124 182L127 180H125ZM132 178V177H131ZM129 178V179H131ZM139 178V179H140ZM211 178V179H210ZM212 178H215L217 179L218 181H216L215 183L220 184L216 186V184H214L213 181L212 182ZM256 178V177H255ZM259 178V177H258ZM261 178V177H260ZM87 179H90L89 183H86L87 185H84V182L83 181H87ZM104 179V178H103ZM128 179V180H129ZM137 179V177L135 178ZM194 179V180H193ZM198 179V178H197ZM209 179L211 181H209ZM221 179V180H219ZM252 179V178H251ZM254 179V177H253ZM96 180V181H97ZM111 180V179H110ZM114 180V179H113ZM119 180H120V177H119ZM191 180H193V182H191ZM48 181V180H47ZM51 181V180H50ZM100 181V180H99ZM98 181V182H99ZM106 181V180H105ZM121 181V180H120ZM240 181V182H239ZM253 181V180H252ZM260 181V180H259ZM258 181V182H259ZM82 182V186L79 188L78 186H80ZM104 182V181H103ZM122 182V181H121ZM136 182V181H135ZM155 182V183H154ZM197 182V180L195 181ZM257 182V181H255ZM80 183V184H79ZM114 183H116L114 181ZM203 183V184H202ZM214 185H213V184ZM47 184H50V182ZM92 184H95L97 186V182L96 183H92ZM107 184V183H106ZM109 184V183H108ZM252 184V183H251ZM94 185V186H95ZM244 185V186H243ZM255 185V184H254ZM93 186V185H92ZM124 186V185H123ZM168 186V187H166ZM91 187V185L89 186ZM89 187H87L86 189H88ZM108 188H109V185H108ZM1 190V189H0ZM4 190V189H3ZM89 190V189H88ZM97 190V189H96ZM6 191V190H5ZM110 191V190H109ZM109 191H107L109 193ZM94 192V191H93ZM1 193V192H0ZM6 193V192H5ZM14 193V192H13ZM101 193V192H100ZM4 194V193H3ZM87 194V193H86ZM107 194V193H105ZM16 196V195H15ZM91 196V195H90ZM243 196V197H242ZM93 198V196H91V199ZM94 199V198H93ZM125 201V202H126ZM251 202L253 203V205H255V203H258V202ZM214 202V205L213 203ZM127 203V202H126ZM210 205V206H209ZM257 205V204H256ZM261 205V204H260ZM258 205V206H260ZM261 205V206H262ZM34 206V207H35ZM133 206V205H132ZM135 206V205H134ZM264 206V205H263ZM94 207V206H93ZM252 206L249 205V208H251ZM40 208V207H39ZM215 208V209H216ZM253 208V207H252ZM7 209V210H8ZM139 209V205H138V208L137 210ZM143 209V208H141ZM259 209H262V207H260ZM92 210V209H91ZM99 210V211H100ZM101 210V211H102ZM107 210V211H106ZM144 210V209H143ZM146 210V209H145ZM219 210V211H221ZM255 210H257V208H255ZM14 211V210H13ZM19 211V210H18ZM27 211V210H26ZM93 211V210H92ZM114 211H116L114 213ZM127 211V210H126ZM171 211V213H169ZM216 211V210H215ZM263 211V210H262ZM4 212V211H3ZM8 212V211H7ZM17 212V211H14V213ZM46 212V211H45ZM52 212V210H51ZM98 212V211H97ZM103 212V211H102ZM131 212V211H130ZM139 212V211H138ZM143 212V211H142ZM145 212V211H144ZM218 212V211H217ZM256 212V211H254ZM1 213V212H0ZM9 213V212H8ZM12 214L13 216L15 215H19V214ZM19 213V212H18ZM37 213V212H36ZM39 213V212H38ZM83 213V212H82ZM126 213V212H124ZM129 213V212H128ZM141 213V212H140ZM139 213V214H140ZM150 213V212H149ZM148 213V214H149ZM153 213V212H152ZM156 213L157 217H158V214ZM259 213V212H258ZM262 213V212H261ZM264 213V212H263ZM2 214V213H1ZM22 214V213H21ZM20 214V215H21ZM53 214V213H52ZM59 214V213H58ZM63 214V213H62ZM77 214V213H76ZM127 214V213H126ZM132 214V213H131ZM130 214V215H131ZM138 214V213H137ZM154 214V213H153ZM169 214L170 217H169ZM175 214V213H174ZM173 214V215H174ZM11 215L10 217V221L12 219H14V217ZM17 216V217H20ZM27 215V214H26ZM37 215V214H35ZM80 215V214H79ZM89 215V214H88ZM101 215V214H100ZM104 215V214H103ZM108 215V214H107ZM110 215V214H109ZM129 215V214H128ZM129 215V216H130ZM216 215V214H215ZM222 215V213H221ZM219 215V216H221ZM246 215V214H245ZM259 215V214H258ZM256 215V216H258ZM38 216V215H37ZM42 216V215H40ZM44 216V215H43ZM119 216V215H118ZM122 216V214H121ZM120 216V217H121ZM126 216V215H125ZM128 216V217H129ZM134 216V215H133ZM147 216V215H146ZM183 216V217H184ZM191 216V217H192ZM262 216V215H261ZM13 217V218H12ZM16 217V218H17ZM23 217V216H21ZM35 218L33 219H36V216H34ZM55 217V216H54ZM53 217V218H54ZM98 217V216H97ZM141 217H144V216H141ZM152 217V215H151ZM180 217V216H179ZM190 217V219H192ZM195 217H193L194 219V222H196L195 220L197 219ZM241 217V216H240ZM244 217V216H243ZM247 217V216H246ZM248 217L249 214H248ZM252 217V215H251ZM250 217V218H251ZM259 217V216H258ZM264 217V215H263ZM15 218V219H16ZM32 219V215L30 217ZM45 218V217H44ZM62 218V217H61ZM67 218V217H66ZM74 218V217H72ZM71 218V220H72ZM77 218V217H76ZM90 218V217H89ZM99 218V217H98ZM123 218V217H122ZM127 218V217H126ZM134 218V217H133ZM159 218V217H158ZM175 218V217H174ZM198 218V219H199ZM15 219L12 221L15 223H17V220L15 221ZM21 219V218H20ZM29 219V218H28ZM79 219H82L81 217ZM95 219V218H94ZM93 219V220H94ZM112 219V218H110ZM115 219V217H114ZM117 219V218H116ZM125 219V217H124ZM136 219V218H134ZM155 219V217H154ZM152 218V221L154 220ZM160 219V218H159ZM173 219V218H172ZM177 219V218H175ZM179 219V218H178ZM183 219V218H182ZM187 219H189L187 217ZM192 219V220H193ZM202 219H199L200 221ZM225 219V221H226ZM254 219V218H252ZM259 219H262L261 217ZM2 220V219H1ZM6 220V219H5ZM23 220V219H22ZM44 220V219H43ZM56 220V219H55ZM74 220V219H73ZM86 220V219H85ZM107 220V219H106ZM127 220V219H126ZM130 220V219H129ZM144 220V219H143ZM149 220V219H148ZM147 220V221H148ZM157 220V219H156ZM186 220V219H185ZM191 220V221H192ZM197 220V221H199ZM243 220V219H242ZM246 220V219H245ZM243 220L245 222V224L247 223L248 224V220L247 222ZM256 220V219H254ZM3 221V220H2ZM20 221V220H18ZM24 221V220H23ZM26 221H28L26 219ZM51 221V220H50ZM64 221V220H63ZM69 221V220H68ZM77 221V220H76ZM91 221V220H90ZM97 221V220H96ZM141 221V220H140ZM163 221V220H162ZM178 221V220H177ZM199 221V222H200ZM203 221V223H204ZM213 221V219H212ZM215 221V220H214ZM224 222V220H222ZM238 221V219H237ZM241 221V220H240ZM252 221V220H251ZM1 222V221H0ZM8 222V221H7ZM6 222V223H7ZM22 222V221H21ZM34 222V221H33ZM37 222V221H35ZM65 222V221H64ZM71 222V221H70ZM92 222V221H91ZM100 222V224L102 223V221H98ZM109 222V220H108ZM112 222V221H110ZM115 222V220H114ZM119 222V221H118ZM121 222V221H120ZM158 222V221H157ZM179 222V221H178ZM181 222V220H180ZM188 222V221H187ZM187 222H185V225H186V228H187V225L186 224ZM218 222V221H217ZM228 222V221H226ZM234 222V221H233ZM254 222V221H252ZM3 223V222H2ZM23 223V222H22ZM50 223V222H49ZM55 223V222H54ZM79 223V222H78ZM105 223V222H104ZM117 223V222H116ZM148 223V222H146ZM150 223H153V222H150ZM177 223V222H176ZM184 223V222H182ZM181 223V224H182ZM190 223V222H188ZM201 223V222H200ZM207 223V222H205ZM209 223V222H208ZM219 223V222H218ZM229 223V222H228ZM227 223V224H228ZM250 223V222H249ZM8 224V223H7ZM57 224V223H56ZM91 224V223H90ZM94 224V222H93ZM107 224V222H106ZM123 224V223H122ZM121 224V225H122ZM161 225V223H158V225ZM166 224V223H165ZM167 224V225H168ZM179 224V223H178ZM180 224V225H181ZM197 224V223H196ZM213 224V223H212ZM211 224V225H212ZM253 224V223H252ZM1 225V224H0ZM17 225L19 226L20 224L17 223ZM39 225V224H38ZM38 225H35L36 227ZM50 225V224H48ZM70 225V224H69ZM83 225V224H82ZM103 225V224H102ZM110 226V224H107ZM107 225H103V226H106ZM113 225V224H112ZM111 225V226H112ZM116 225V224H114ZM127 225V224H125ZM140 225L142 226V224L140 223ZM157 225V226H158ZM168 225V226H169ZM176 225V224H173V226ZM199 225V224H198ZM206 225V224H205ZM210 226V224H208ZM217 225V223H216ZM231 225V223H230ZM230 225H227V226H230ZM233 225V224H232ZM238 225V224H237ZM251 225V224H250ZM264 225V224H263ZM11 226V225H10ZM9 226V227H10ZM24 226V225H23ZM34 226V225H33ZM51 226V225H50ZM62 226V225H61ZM138 226V225H137ZM166 226V225H164ZM171 226V225H170ZM184 226V225H183ZM189 226V225H188ZM207 226V225H206ZM222 226V225H221ZM226 226V227H227ZM240 226V225H239ZM262 226V225H261ZM14 227V226H13ZM13 227H10V228H13ZM28 227V226H27ZM32 227V226H31ZM47 227V226H46ZM64 227V226H63ZM84 227V225H83ZM95 227V226H93ZM105 227V228H106ZM117 227V226H116ZM125 227V226H124ZM128 226H126V229H127ZM149 227V226H148ZM178 227V226H177ZM182 227V226H181ZM192 227V226H191ZM194 227V225H193ZM197 227V225H196ZM204 227V226H203ZM212 226H210V229H211ZM238 227V226H237ZM236 227V228H237ZM249 227V225H248ZM260 227V226H259ZM18 228V227H17ZM16 228V229H17ZM29 228V227H28ZM42 228V227H41ZM78 228V227H77ZM88 228V227H87ZM86 228V229H87ZM108 228H111V227H108ZM106 228V229H108ZM113 228V227H112ZM121 228V227H120ZM141 228V227H140ZM153 228V227H152ZM155 228V226H154ZM153 228V229H154ZM159 228V227H158ZM164 228V227H163ZM175 228V227H174ZM202 228V227H201ZM200 228V229H201ZM220 228V227H219ZM223 228V227H221ZM250 229L252 228V225L251 227H249ZM5 229V228H4ZM23 229V227H22ZM115 229V228H114ZM131 229V228H130ZM129 229V230H130ZM142 229V228H141ZM156 229V228H155ZM170 229V228H169ZM192 229V228H190ZM190 229H188L190 231ZM204 229V228H203ZM202 229V230H203ZM213 229V228H212ZM211 229V230H212ZM217 228H215V231ZM229 229V228H228ZM244 229V227H243ZM243 229H242V232H243ZM258 230H260L259 228H257ZM37 230V229H36ZM82 229L80 228V231ZM105 230V229H104ZM123 230V229H122ZM133 229H131L132 231ZM137 230V228H136ZM143 230V229H142ZM166 230V229H165ZM180 230V228H179ZM186 230V229H185ZM199 230V229H198ZM219 230V229H218ZM222 230V229H221ZM220 230V231H221ZM226 230V229H225ZM236 230V229H235ZM240 230V229H239ZM254 230H256L254 228ZM263 230V229H262ZM25 231V230H23ZM33 231V230H31ZM54 231V230H53ZM63 231V230H62ZM61 231V232H62ZM79 231V233H80ZM109 231V230H108ZM112 231V229H110V232ZM120 231V230H119ZM127 231V230H125ZM130 231V232H131ZM135 231V230H133ZM132 231V234H134ZM140 231V230H139ZM146 231V230H145ZM156 231V230H155ZM162 231V230H161ZM160 231V232H161ZM195 231V230H194ZM197 231V230H196ZM204 231H209V230H206L204 229ZM214 231V229H213ZM230 231V230H229ZM241 231V230H240ZM13 232V231H12ZM20 232V231H19ZM30 232V231H29ZM117 232V231H116ZM129 232V233H130ZM138 231H136V234H137ZM144 232V231H143ZM147 235L148 234H151L152 232H154L152 230L151 233H149V231H147ZM170 232H171V229H170ZM186 232V231H184ZM202 232V231H200ZM212 232V231H211ZM237 232V231H235ZM234 232V233H235ZM245 232H248V231H245ZM252 232V231H251ZM250 232V233H251ZM255 234H257L256 231H254ZM261 232V231H260ZM259 232V233H260ZM1 233V232H0ZM3 233V232H2ZM18 233V232H17ZM38 233V232H37ZM115 233V232H114ZM123 233V232H122ZM125 233V232H124ZM165 233V231H164ZM199 233V231H198ZM205 233V232H204ZM213 233V232H212ZM215 233V232H214ZM5 234V233H4ZM16 234V233H15ZM19 234V233H18ZM40 234V233H39ZM75 234V233H74ZM118 234V232H117ZM120 234V232H119ZM146 234V233H145ZM160 234V233H159ZM163 234V233H162ZM178 234V232H177ZM183 234V233H182ZM182 234L180 233L181 235V238L182 240H184V235L182 236ZM187 234V233H185ZM196 234V233H195ZM202 234V233H201ZM221 234V233H220ZM226 234V233H225ZM254 233H251V235H255ZM11 235V234H10ZM84 235V234H83ZM112 235V234H111ZM121 235V234H120ZM135 235V234H134ZM217 235V234H216ZM227 235H230L229 233ZM233 235V234H232ZM232 235L228 236V237H231ZM246 235V233H245ZM261 235V234H260ZM264 235V234H263ZM18 236V235H17ZM36 236V235H35ZM128 236V235H127ZM132 236V235H131ZM144 236V235H142ZM151 236V235H149ZM157 236H159L157 234ZM186 236V235H185ZM195 236V235H194ZM193 236V237H194ZM198 235H196L197 237ZM203 237V235H200ZM205 236V235H204ZM208 236V235H206ZM205 236V237H206ZM211 236V235H210ZM219 236V235H218ZM243 236V234L241 235ZM241 236L238 235V237L242 238ZM4 237V236H3ZM13 237V236H12ZM52 237V236H51ZM81 237V236H80ZM118 237V236H117ZM124 237V235L122 236ZM134 237V236H133ZM137 237V236H136ZM151 237H154V236H151ZM175 237V236H174ZM177 237V236H176ZM189 237V236H187ZM190 237H192L190 235ZM199 237V236H198ZM212 237V236H211ZM210 237V240L215 237L217 238L216 236H213L212 238ZM223 237V236H222ZM237 237V236H235ZM237 237V238H238ZM247 237V236H246ZM252 237V236H251ZM264 237V236H263ZM40 238V237H39ZM38 238V239H39ZM67 238V237H66ZM115 238V237H114ZM120 238V237H119ZM139 238V236H138ZM140 238H143V237H140ZM148 238V237H147ZM145 237V239H147ZM150 238V237H149ZM180 238V236H179ZM209 238V237H208ZM214 238V239H215ZM245 238V237H244ZM248 238V237H247ZM246 238V239H247ZM256 238V237H255ZM259 238V237H258ZM125 239V238H124ZM128 239V238H127ZM130 239V237H129ZM157 239V238H155ZM154 239V240H155ZM170 239V238H169ZM186 239V238H185ZM200 239V238H199ZM202 239V238H201ZM222 239V238H221ZM234 239V238H233ZM239 239V238H238ZM245 239V240H246ZM9 240V239H8ZM51 240V239H50ZM76 240V239H75ZM115 240V239H114ZM123 240V239H122ZM141 240V239H140ZM162 240V239H161ZM189 240V238L187 239ZM195 240V239H194ZM207 240V239H206ZM209 240V239H208ZM225 240V239H224ZM237 240V239H235ZM2 241V240H1ZM19 241V240H18ZM36 241V239H35ZM39 241V240H37ZM127 241V240H126ZM186 241V240H185ZM191 241H193V239L191 238ZM197 241V240H196ZM215 241V240H214ZM217 241V240H216ZM220 241V240H219ZM223 241V240H222ZM230 241V240H229ZM240 241V240H238ZM237 241V242H238ZM249 241V240H248ZM256 241V240H254ZM264 241V240H263ZM9 242V241H8ZM20 242V241H19ZM24 242V241H23ZM74 242V241H73ZM146 242V240H145ZM151 242V241H150ZM168 242V241H167ZM213 242V241H212ZM218 242V241H217ZM226 242V241H225ZM224 242V243H225ZM253 242V241H251ZM250 242V243H251ZM257 242V241H256ZM2 243V242H1ZM38 243V242H37ZM42 243V242H41ZM53 243V242H52ZM126 243V242H125ZM141 243V241H140ZM152 243V242H151ZM157 244V242H154ZM153 243V244H154ZM172 243V242H171ZM181 243V242H180ZM188 243V241L186 242ZM192 243V242H191ZM196 243V242H195ZM207 243V242H206ZM222 243V242H221ZM220 243V244H221ZM223 243V244H224ZM242 243V242H241ZM239 243V244H241ZM244 243V242H243ZM255 243V242H254ZM254 243H252V245H254ZM261 241H260V245H261ZM23 244V243H22ZM40 244V243H39ZM139 243H137L138 245ZM148 244V243H146ZM173 244V243H172ZM193 244H194V241H193ZM211 244V243H210ZM216 244V243H215ZM222 244V246L224 247V245ZM236 244V243H234ZM246 244V243H245ZM136 245V246H137ZM140 245V244H139ZM201 245V244H200ZM207 245V244H206ZM213 245V243L211 244ZM228 245V244H227ZM226 245V246H227ZM232 246L233 243L231 244ZM243 245V244H241ZM240 245V246H241ZM247 245V244H246ZM106 246V245H105ZM135 246V247H136ZM160 246V245H159ZM167 246V245H166ZM190 246V244H189ZM193 246V245H192ZM196 246V245H195ZM199 246V244H198ZM216 246V245H215ZM215 246H214V249H215ZM220 246V245H219ZM225 246V247H226ZM245 246V245H243ZM258 246V245H257ZM19 247V246H18ZM30 247V246H29ZM33 247V246H32ZM37 247V246H36ZM70 247V246H69ZM76 247V246H75ZM78 247V246H77ZM93 247V246H91ZM114 247V246H113ZM116 247V246H115ZM188 247V246H187ZM202 247V246H201ZM218 247V246H217ZM228 247V246H227ZM247 247V246H246ZM253 247V246H252ZM34 248V247H33ZM80 248V247H78ZM126 248V247H125ZM134 248V246H133ZM176 248V246H175ZM178 248V247H177ZM176 248V249H177ZM196 248V247H195ZM194 248V249H195ZM209 248V247H208ZM207 248V249H208ZM221 248V247H220ZM260 248V247H259ZM69 249V248H68ZM98 249V248H96ZM105 249V248H104ZM189 249V248H187ZM200 249V248H199ZM217 249V248H216ZM219 249V248H218ZM229 249V248H228ZM235 249V248H234ZM250 249V248H249ZM263 249V248H262ZM261 249V251H263ZM10 250V249H9ZM19 250V249H18ZM29 250V249H28ZM108 251V249H106ZM137 250V249H136ZM253 249H251L252 251ZM4 251V249L2 250ZM21 251V250H20ZM25 251V250H24ZM32 251V250H31ZM30 251V252H31ZM67 251V250H65ZM90 251V250H89ZM97 251V250H96ZM99 251V250H98ZM125 251V250H124ZM127 251V250H126ZM139 251V250H138ZM198 251V250H197ZM207 251V250H206ZM224 251V250H223ZM228 251V250H227ZM242 251V249H241ZM244 251V250H243ZM260 251V250H259ZM1 252V251H0ZM101 252V251H100ZM121 252V251H120ZM174 252V251H173ZM181 252V251H180ZM185 252V251H184ZM187 252V251H186ZM185 252V253H186ZM199 252V251H198ZM219 252V251H218ZM221 252V251H220ZM219 252V253H220ZM226 252V251H225ZM224 252V253H225ZM233 252V251H232ZM239 252V251H238ZM255 252V251H254ZM253 252V253H254ZM33 254L36 253V252H32ZM125 253V252H124ZM183 253V252H182ZM203 253V252H202ZM210 253V251H209ZM222 253V252H221ZM229 253V252H227ZM241 253V252H240ZM246 253V252H245ZM259 253V252H258ZM1 254V253H0ZM8 254V253H7ZM94 254V253H93ZM190 254V253H189ZM192 255H194V253H191ZM197 254V252H196ZM205 255V253H203ZM207 254V253H206ZM217 254V252L215 253ZM237 254V252H236ZM235 254V256H236ZM251 254V253H250ZM248 254V255H250ZM255 254V253H254ZM10 255V254H9ZM29 255V254H28ZM39 255V254H38ZM99 255V254H98ZM101 255V254H100ZM121 255V254H120ZM157 255V254H156ZM164 255V254H162ZM168 255V254H167ZM171 255V254H170ZM200 255V254H199ZM208 255V254H207ZM213 255V253L211 254ZM223 255V254H222ZM221 255V256H222ZM225 255H228V254H225ZM258 255V254H257ZM6 256V255H5ZM11 256V255H10ZM36 256V255H35ZM42 256V255H41ZM85 256V255H84ZM84 256L82 258H84ZM141 256V255H140ZM176 256V255H175ZM184 256V255H183ZM182 256V257H183ZM201 256V255H200ZM210 257V255H208ZM220 256V255H219ZM233 257H235L234 255H232ZM242 256V255H241ZM240 256V257H241ZM244 256V255H243ZM260 256V255H259ZM90 257V256H89ZM116 257V256H115ZM178 257V256H177ZM185 257V256H184ZM189 257V256H188ZM187 257V259H188ZM194 257V256H193ZM198 257V255L196 256V258ZM227 257H230V259L232 258L230 255L227 256ZM254 257V256H253ZM257 256H255L256 258ZM261 257V256H260ZM11 258V257H10ZM27 258V257H26ZM31 258V257H30ZM91 258V257H90ZM114 258V257H113ZM117 258V257H116ZM115 258V259H116ZM119 258V257H118ZM123 258V257H121ZM164 258H167V257H164ZM195 258V257H194ZM195 258V259H196ZM215 258V255L214 257ZM211 257V260L213 259ZM217 258V257H216ZM239 258V257H238ZM252 258V257H251ZM264 258V257H263ZM72 259V257H71ZM79 259V258H78ZM92 259V258H91ZM106 259V258H104ZM108 259V258H107ZM155 259V258H154ZM161 259V258H160ZM182 259V258H181ZM202 259V257H201ZM208 259V258H206ZM218 259H221V257ZM246 259V258H245ZM21 260V259H20ZM162 260V259H161ZM160 260V261H161ZM164 260V259H163ZM162 260V261H163ZM168 260V259H166ZM164 260V262L166 261ZM173 260V259H172ZM171 260V261H172ZM179 260V259H178ZM177 260V261H178ZM193 260V259H192ZM204 260V259H203ZM227 260V259H226ZM259 260V259H258ZM262 260V259H261ZM19 261V260H18ZM69 261V260H68ZM79 261V260H78ZM100 261V260H99ZM104 261V260H103ZM107 261V260H106ZM119 261V260H118ZM191 261V259L189 260V262ZM206 261V260H205ZM219 261V260H218ZM217 261V262H218ZM234 262V259L232 260ZM229 262V263H232ZM238 261V260H237ZM243 261V260H241ZM247 261V260H246ZM255 261V260H254ZM88 262V261H87ZM117 262V261H116ZM124 262V261H122ZM129 262V260H128ZM132 262V260H131ZM134 262V261H133ZM132 262V263H133ZM148 262V261H146ZM164 262H162L161 264H163ZM167 262V261H166ZM176 262V260H175ZM188 262V261H186ZM188 262V263H189ZM192 262V261H191ZM220 262V261H219ZM235 262H236V258H235ZM239 264H240V261H238ZM238 262H236L238 264ZM261 262V261H260ZM258 262V263H260ZM263 262V260H262ZM84 263V262H82ZM119 263V262H118ZM145 263V262H144ZM177 263V262H176ZM176 263H173V264H176ZM178 263H180V261H178ZM177 263V264H178ZM193 263V262H192ZM199 263V262H198ZM197 263V264H198ZM208 264V262H206ZM224 263V262H223ZM81 264V263H80ZM90 264V263H89ZM103 264V263H101ZM150 264H154V263H150ZM171 264V263H170ZM185 264V262H184ZM187 264V263H186ZM191 264V263H189ZM205 264V263H204ZM215 264V263H214ZM220 264V263H219ZM235 264V263H234ZM251 264V263H250ZM253 264V262H252ZM256 264V263H255Z\"/></svg>", "mask_w": 264, "mask_h": 264}, {"label": "rangeland", "instance_id": "rangeland-1", "mask_svg": "<svg viewBox=\"0 0 264 264\" xmlns=\"http://www.w3.org/2000/svg\"><path fill=\"white\" fill-rule=\"evenodd\" d=\"M16 1V0H15ZM53 0H49V2H51V5H52V3L54 2L55 4H58V6L60 5H65L64 4V2H65V0H54L53 2H52ZM56 1V2H55ZM64 1V2H63ZM70 1V0H69ZM68 1V2H69ZM144 1H146V0H143V3H144ZM148 1V0H147ZM7 2H12V0H6V5H8V7L7 6H5V2L4 3H1L0 4V10H1V12H3V15H2V13L0 12V17H1V15H2V17H4L3 19H0V20H3V21H0V43L2 44H0V46L2 47V48H4L5 46V49H3L4 51H6L5 53H8V54H10L9 56H11V59H13L14 60V57H16L15 59H21L22 57H23V54H25L24 55V57L21 59V60H27V58H28V60L31 58V57H29V55H28V53H26V49L25 48H27V47H24V46H27V45H25V44H22V40L25 38V35H24V33L22 34L20 31L22 30L21 28H19V27H17V26H19V25H17L18 23H16V21H14V20H11V21H9L8 20V22H7V18H11L12 19V16L13 15H11V13L12 12H10L9 14H8V12H9V8L11 7V4L13 3H15L14 1L9 5V3L7 4ZM46 2H48V1H46ZM53 3V6H55V4ZM60 3V4H59ZM67 3V2H66ZM70 3H73V1H70ZM70 3L68 4H66V7L67 6H69V7H67V8H70V9H74V10H76L77 8L76 7H74L73 5H70ZM147 3H149V1L147 2ZM147 3L145 2V4L147 5ZM12 4V5H13ZM2 5V6H1ZM3 5H4V7H3ZM57 5H56V7H58ZM4 9H8L7 10V14L10 16L11 15V17H8V15L7 14H5L4 13V11H6V10H4ZM6 7V8H5ZM66 7L65 8H63L64 10V14H66V13H70L71 11V13H74L73 11V9L70 11H68V9L66 10ZM2 8V9H1ZM79 9V8H78ZM76 13V12H75ZM13 14V13H12ZM7 16V18H5ZM1 17V18H2ZM15 17V16H14ZM13 17V18H14ZM105 17H107V14L105 15ZM109 17H111V16H109L108 15V18ZM16 18V17H15ZM14 18V19H15ZM70 18H73V17H70ZM107 18V19H108ZM110 19V18H109ZM5 21V22H4ZM13 21L15 22V24L17 25V26H15L14 24H13ZM1 22H3V24H1ZM7 22V23H6ZM10 22V23H9ZM11 23H12V25H14L15 26V30H14V27L11 25ZM5 24H6V26H5ZM2 25V26H1ZM9 25V28L7 27ZM11 25V26H10ZM4 26H5V30L8 32V31H10V33L8 32H6L3 28H4ZM13 28V29H12ZM17 28V29H16ZM18 28L19 29H21V30H18ZM2 30H4V32L2 31ZM19 31V33H18V31ZM229 30H231V29H229ZM177 31H178V29H177ZM176 31V32H177ZM232 31H235V30H233L232 29ZM13 33H15V34H13ZM21 33V34H20ZM10 34H11V36H10ZM16 34H17V36H16ZM176 34H178V33H176ZM254 36L255 35H257L256 36V38H258V33H256V31H254ZM253 34L250 36V37H248V38H253V39H255L254 38V36H253ZM2 35L4 36V35H6V36H4L3 38H2ZM20 35H23V36H20ZM179 35V34H178ZM15 36V37H14ZM20 36V37H19ZM6 37L8 38V39H6ZM10 37V38H9ZM13 37V38H12ZM261 37V36H260ZM263 37V36H262ZM17 38V39H16ZM176 38H178L177 37V35H176ZM4 41H3V40ZM14 39V40H13ZM16 39V40H15ZM20 39H22V40H20ZM26 39H27V37H26ZM2 40V41H1ZM9 42H8V41ZM247 41L249 40V39H246ZM244 41V42H247V41ZM13 41V42H12ZM21 41V42H20ZM26 41V40H25ZM25 41H23V43H25ZM257 41V42H256ZM256 41H251L250 40V43L251 42H253L254 43V45H253V43H251V46L250 45H247L246 47H248L247 48V50H246V52L244 51V49L242 50V51H240L239 52V54H240V56L238 55V56H235L236 57V61H232L233 59H235V57L233 58L232 57V60H227L226 58H225V61L227 60V62L229 63V61H231V64H232V66L230 67V65L231 64H229V65H225L224 64V67L222 66V68H220L221 66H215V67H211L210 65H207V67L208 68H206V67H202L201 69L202 70H206L205 72H203V73H209V72H207V70L208 71H210V75L209 74H207V76H209V77H212V78H209V77H206V74H203L202 73V70H201V73L203 74V75H205L204 77H206V78H208V79H211V80H208V79H206V78H204L203 80H200V79H202V77H200L199 78V76H198V78H197V80L200 82V81H203L202 83L200 82V84L198 83L197 84V80H195V78H194V83L195 84H197L196 85V88H195V84H192V83H187L186 81H185V85L186 84H188L187 86H188V89H189V87L190 88H192L195 92H194V94L193 95H191V96H193L192 97V99L190 98L191 96H190V89L189 90H187V87H186V91H187V94H184L185 93V90H183V89H185V87H183L182 86V82H181V84H180V82H178L179 83V86H178V88H177V86H176V89H179V87L184 91V92H182V91H180V92H182V93H180V95L178 94V92H179V90H178V92L176 91V94H177V96L175 95V93L174 92H172L173 90H171L170 89V87L171 86H169L170 85V83H166V84H168V86L165 84V82H163V83H159V87H161V86H165V87H163V89L165 88L166 90H163L162 89V87L159 89V87L158 88H156L157 90H155V91H158L159 92V90H160V95H161V93L163 92V94L161 95V97H162V99H161V97H160V95H158L159 97L158 98H160V99H158L157 97V99L158 100H162V102H164V100H168L167 102L165 101L164 103H162L161 101L159 102L158 100L156 101V99L155 100H153V97H152V99H149V102H150V100H151V108L149 109L150 110V113L149 114H155L156 115V117H157V115L159 116V115H162L163 113H161L162 111H160V110H162V109H164L163 111L166 113H164V116H161L162 117V119L163 120H167V122H171V121H169V120H172V121H174L173 120V118H172V116L170 117L169 115H167V114H170V115H175V112L177 113L178 112V110L179 111H181V110H183L182 111V113L181 112H178L175 116L177 117V115H178V117H177V119H179V122H177L178 120H175L174 122H177L178 123V125H180L179 123H181V124H185V122H187L185 125H186V127L187 128H189L190 126H187L188 124L189 125H199V128L198 129H203V130H208V128L209 129H211L212 127L213 128H221V129H223L224 127H225V129H223V130H227V131H229V130H240V129H242V131H246V133H247V131H249V130H246L247 129V127H248V129H253V128H259L260 126H263L264 124H260L261 122L262 123H264V98H263V96H262V94L264 93V83H263V79H264V74L262 73V74H260L261 72H264L263 70H264V64H263V62L264 61H261L263 58H264V41H263V38H262V41L260 40L259 42H258V39H256ZM17 44V45H19V46H17V45H15V43ZM18 42V43H17ZM27 42V41H26ZM262 43V44H259V43ZM6 43V44H5ZM10 44V45H8V44ZM249 43V44H250ZM5 46H4V45ZM256 44V45H255ZM259 44V45H258ZM21 45H23L22 46V49H21ZM258 45V46H257ZM262 45V46H261ZM8 46V47H7ZM261 46V47H260ZM14 47V48H13ZM17 47V48H16ZM24 47V48H23ZM255 47H257V48H255ZM259 47L260 48H262V49H259ZM10 48V49H9ZM251 48H252V51H251ZM255 50H254V49ZM14 51H13V50ZM17 49V51L18 52H16L15 50ZM19 49V50H18ZM24 49V50H23ZM257 50V51H256ZM262 52H261V51ZM11 51V52H10ZM24 51V52H23ZM244 51V52H243ZM248 51V52H247ZM12 52L15 54V55H17V56H14L13 54H12ZM20 52V53H19ZM242 52H243V54H242ZM249 52H251V53H249ZM252 52H253V56L254 55H256V56H254V57H252L251 56V54H252ZM247 53H249V55L247 54ZM255 53V54H254ZM262 53V54H261ZM12 54V55H11ZM21 54V55H20ZM27 54V55H26ZM238 54V53H237ZM245 54V55H244ZM246 55H248V56H246ZM257 55H258V57H257ZM52 56V55H51ZM230 56V55H229ZM228 56V57H229ZM242 56V58H240ZM5 56H3V58H4ZM13 57V58H12ZM27 57V58H26ZM2 58V59H3ZM230 58H231V56H230ZM244 58V59H243ZM247 58H249V59H247ZM252 58V59H251ZM254 58V59H253ZM261 58V59H260ZM2 59H0V62H4V64L7 66V64L5 63V61L6 60H2ZM240 61H239V60ZM242 59H243V61L245 60L246 61V63L248 64H251V65H247L248 67H246L245 65V62H243L242 61ZM256 59V60H255ZM259 61H258V60ZM2 60V61H1ZM7 60H8V58H7ZM40 60V61H39ZM43 61H41V59L40 58H37V60L36 59H30L29 60V63H31L30 61H34V66L32 65L33 64V62L31 63V65L33 66V68L35 69H33V68H30V66H28L27 65V67H25L24 65H21V64H19V65H21V67H23V69L20 71V75L22 74V76H25V77H21V79L23 78H25V81L28 79V77H29V79H30V81H32V78L34 77V81H35V83H33V86H36V83L38 82V84H39V81H40V83H41V80H45V82L43 81L42 83L44 84V87L43 86H41L40 87V84L39 85H37V86H39L41 89H42V91H40V95H41V97H40V95H36V94H39V91L38 92H36L35 93V91H34V93H35V95H34V93H31L30 92V96L32 97V95L31 94H33V98L32 99H29V97L27 96V98H23V96L21 97L19 94V97H21V98H19V97H17L16 99H14V97H16V95H17V93L16 92H14L13 90V93H12V91H10V88H8L7 87V85L5 84V81H3L4 82V84H5V86L7 87H3V89H2V87H1V85L3 84L1 81H0V95H1V97H0V106H1V108L3 109V110H1L0 111V144H1V142L2 143H5V145L6 144H15V143H17V142H19L18 143V145L20 144V142H21V146H25L26 144H29V145H31V147L32 148H34V150H32V148H31V150L30 149H27V148H25V147H23V149H21V148H15V147H17L18 145L16 144V146H11V145H8V147H7V145L6 146H4L3 147V145H1L0 146V149H4L3 150V152H0V172L3 174H9V173H11V175H13V174H23V173H33L34 174V172H35V174H37L38 173V175H40V176H42L43 174H40V173H43L44 172V175H43V179L45 178V180H43V182H44V187H46V188H48L49 187V189H51V188H55L54 186H55V184H53L54 182H56V180L57 181H59V180H61V182L64 180V179H66V175L65 174H60V173H54V172H51L50 174V176L48 175V174H45V172H46V168L45 167H47V162H45L44 160H45V158H46V154H52L53 152L55 153V154H58L59 153V148H60V146H64L65 145V147L67 146V148H70V151L71 152H73V153H76L77 155L79 154V158H81L82 159V161L85 163H87L88 161H91V163L90 162H88L89 164H95L94 166L96 167V166H98L99 167V165H100V167L102 166L103 167V169L105 168V166H106V168H108V169H111V170H109V171H106V169L105 170H103L102 172L104 173V172H106L107 173V176H105L106 175V173H102L101 172V174H100V176H98L100 179V181L99 180H97V179H95V181L94 180H90V179H87V181L85 182V181H83L84 182V185H87L86 183H89L90 181V183H89V186L91 185V187H89L88 185L87 186H82V182H81V184H80V186H78L79 188L82 186V190L83 189H85V191L83 190L82 191V193L83 192H85V195L84 196H86V195H88L87 197H86V200H88V199H90V201L91 202H93V203H97V200H99V198L101 197V198H103V196H105V195H109L110 193H111V190H113L114 188L116 189V190H123L124 189V187L126 186V184L128 183V182H131V181H133L135 184H139V183H142L143 182V179H145L144 178V174H140V173H138V171H140L142 168H144L145 169V164H146V166H147V164H150V162L152 163V166H156V165H153V163L154 164H157L158 162V160L159 159H157V161H155V153H154V151L152 150L151 152L153 153H151L150 154V156L149 157H152V158H154V159H151V160H147V161H145L144 162V160H146V158L147 159H150L149 157H148V155H149V151H150V149H148V151L146 150V148H144L145 150H146V154H145V150L143 149V148H141L140 149V147L138 146V147H136L135 146V144L134 143H126V145L125 144H120L121 142H117V141H115V137H114V135L113 134H111L110 136H108V138L109 139H111V140H113V138H112V136L114 137V140L113 141H108L109 139H106V137H107V133L105 134L104 132H103V130L102 129H104L105 130V125H106V123L107 122H109V121H113V120H115V117L116 116H114V115H112L111 114V112H113L114 111V109H115V106H113L114 108H112V106L111 105H119L120 104V102L118 103V101H120V96L118 97V96H116L115 97V99H117L118 101L116 102L115 101V99H114V97H111V98H113L114 100H112V101H115V102H112V104L110 103V102H108V103H110V106L108 105L107 106V102H106V104L104 103V104H100V105H106L105 106V108L104 107H102V106H100V107H98L97 106V108H99V110H97L98 112H101L102 111V113H99V114H97L98 112L96 111V113L94 112V110L95 109H93V110H90V111H92L90 114H91V116H92V118L91 117H85V115H90V114H82V116H84V117H82V116H80V115H77V117H76V115L75 116H73V115H70V116H68V114H70V113H68L67 114V112H66V110L64 111H60V108H59V111L57 110V108L58 107H56L54 104V109L52 110L53 111V113L51 114V111L50 110H48L47 108V105L49 106V109L50 108H52L53 107V105H52V103L50 104V102H48V101H44L43 100V93H44V91H48V90H51V87H49L51 84H49L50 82H54V83H56V85H57V83H58V85H59V83H60V85L62 86V85H64V83L66 84V85H68V86H66V88H68L69 86H75L76 84H78V82H76V81H74V82H76V84L74 85L73 83H71L73 80H71V78H73L72 76H71V78H70V75H72L71 73H72V70L70 71V69H72L73 68V66L72 67H70V66H66L65 68L67 69V67L69 68V70L67 69V71H70V72H67L66 71V74L65 73H63V70H64V67H63V69L61 70V67L62 66H64V65H67L66 63L64 64V65H62V64H60V63H58V65L56 64L57 62H59V61H57L56 63H54L55 65L54 66H59V65H61V66H59L58 68H54V69H56V70H58L59 68V70H61L62 71V73L58 70V72L57 71H55L54 69L52 70V73H50V74H56L55 76H53V75H49V76H47L46 78H47V80L46 79H42V78H45V77H43V76H45V74L47 75L48 73H47V71L49 72H51V70H49L50 68L49 67H47L46 65H45V62H46V60H45V62H44V59H42ZM248 60H250V61H248ZM56 61V60H55ZM242 61V62H241ZM248 61V62H247ZM254 61H255V63H254ZM2 62V63H3ZM41 62H43V63H41ZM236 62H237V65L236 66H240V67H234V65L236 64ZM251 62V63H250ZM259 62H261L260 63V66H259ZM23 63V62H22ZM25 63V62H24ZM23 63V64H24ZM37 63V64H36ZM226 63V62H225ZM227 63V64H228ZM243 63V65H241ZM255 64V66H253L254 64ZM257 63H258V65H257ZM41 65L40 66V68H42V67H44V69H45V72H38L39 73V76L37 75L38 73H36L37 71V69H39L38 71H41V70H44V69H41L40 70V68H39V65ZM47 64V63H46ZM68 64H74V63H68ZM223 64V63H222ZM3 65V64H2ZM26 65V64H25ZM36 65V66H35ZM43 65V66H42ZM31 66V67H32ZM47 67V69H46V67ZM53 66V67H54ZM213 66V65H212ZM225 66H226V70H225ZM244 66V67H243ZM251 66H253L252 67V71H250V67ZM260 68H262V66H263V68L262 69H258L259 67ZM9 67V66H8ZM28 67L30 68L29 70H31L30 72H29V70L28 71H26V72H28L27 74H26V72H25V69L24 68H26V69H28ZM37 67V68H36ZM243 67V68H242ZM258 67V68H257ZM212 68V69H211ZM220 68V69H219ZM224 68V69H223ZM235 68L237 69L236 71L237 72H234V71H231L232 69L233 70H235ZM246 68H248V69H246ZM257 68V69H256ZM32 69H33V71H32ZM65 69V70H66ZM215 69H217V71H218V78L217 77H215L216 75V72L215 71H213L212 72V70H215ZM219 69V70H218ZM229 69V70H228ZM231 69V70H230ZM198 70H200V68L198 69ZM225 70V71H224ZM238 70H239V72H238ZM0 74H2V75H4L5 73H3L2 71H4L2 68H1V66H0ZM24 71V72H23ZM34 71H36L35 72V74L33 73ZM224 72V74H223V72ZM227 71V72H226ZM229 71H230V73L232 72L233 74H231L232 75V77H234V79H232V77H231V75H230V73H229ZM240 71H241V73H240ZM256 71L258 72V71H260V73L258 72V73H256ZM54 72V73H53ZM60 72V75L62 74L63 76H65V78H67V79H65L63 76V78L62 77H60V78H62V79H59L60 80V82L59 81H57L56 82V80H57V78H54V77H58V76H60L58 73ZM243 72H244V75L246 74V72H249V73H247L246 75H245V78H244V76L242 75L243 74ZM250 72H253L252 74L250 73ZM23 73L25 74V75H23ZM45 73V74H44ZM200 73V74H201ZM214 73V74H213ZM226 73V74H225ZM240 73V74H239ZM29 74H31V75H29ZM68 74V76H69V80H68V77L66 76ZM73 74H74V72H73ZM87 74V73H86ZM86 74H85V77L86 78H88V77H90L93 73H91V75H90V73H88L87 74V76H86ZM95 74V73H94ZM94 74H93V76H94ZM199 74V75H200ZM201 74V75H202ZM212 74V75H211ZM235 74H237L238 75V77L240 78V75H241V77H242V79L244 80V79H246V80H244V81H241L238 77H237V75H235ZM251 76H250V75ZM255 74V75H254ZM26 75H28V77L26 76ZM34 75V76H33ZM40 75H41V77H40ZM97 75V74H96ZM202 75V76H203ZM220 75H223V76H220ZM225 75H227V76H225ZM229 75V76H228ZM253 75V76H252ZM33 76V77H32ZM54 78V81L52 80L53 78ZM91 76V78H94V80H96V79H98V77L97 76ZM253 78V79H251V80H249L250 78ZM1 77H3V76H1ZM1 77H0V80H1ZM37 79H36V78ZM51 77V78H50ZM229 77V78H228ZM258 79H260L261 80V83L257 80V78ZM260 77V78H259ZM262 77V78H261ZM40 78H41V80H40ZM96 78V79H95ZM215 78V79H214ZM223 78V79H222ZM225 78V79H224ZM226 78H227V81H229V82H225L224 80H226ZM236 78H238V79H236ZM22 79V80H23ZM48 79H49V82H48ZM51 79V80H50ZM74 79V78H73ZM205 79H206V81H205ZM222 81H221V80ZM256 79V80H255ZM39 80V81H38ZM63 80H64V83H63ZM65 80L68 82H65ZM83 80H86L85 78L83 79ZM90 80V78L87 80V81H89ZM98 80H100V79H98ZM213 80L215 81V83H217L219 80H220V82H218L219 84L221 83V86L218 84H212V82H213ZM217 80V81H216ZM232 80V81H231ZM93 81V80H92ZM91 81V82H92ZM102 81H104V80H102ZM196 81V82H195ZM223 81H224V85H222L223 84ZM233 82L234 84H232L231 82ZM248 83H250L249 85H244V84H248ZM253 81V82H252ZM29 82V81H28ZM28 82H26V83H28ZM33 82V81H32ZM31 82V83H32ZM48 82V83H47ZM190 82H192V81H190ZM209 82H211V84L209 83ZM236 82H237V84H236ZM239 82H242V83H239ZM31 83H29V85L31 84ZM41 83V85H43ZM63 83V84H62ZM72 85H71V84ZM203 83H206L205 85L203 84ZM209 83V84H208ZM244 83V84H243ZM252 83V84H251ZM255 83V85H253ZM256 83H258V84H256ZM46 84V85H45ZM49 84V89L48 90H46V88L47 87H45V86H47ZM176 84H177V82H176ZM209 86H208V85ZM236 84V85H235ZM241 84V85H240ZM28 85V86H29ZM32 85V84H31ZM30 85V87L29 88H33V86H31ZM183 87H181V86ZM191 85V86H190ZM214 85V86H213ZM226 85H228V86H230V87H228L229 89H227V87H225ZM232 85V86H231ZM240 85V86H239ZM253 85V86H252ZM53 86H54V88H53ZM60 86V87H61ZM65 86H62L63 88L65 87ZM205 86H207L206 88H205V90H204V87ZM213 86V87H212ZM249 88H248V87ZM256 86H257V89L259 88V86H260V88L262 89V90H256ZM168 87H169V89H170V91L172 92H169L168 93ZM215 87H217V88H215ZM224 87V89H222V88ZM234 89H233V88ZM242 87H244V88H242ZM255 87V88H254ZM4 88L6 89V90H4ZM52 91H48V92H45L46 94V97L45 98H47V96H48V94L51 96V95H54L55 94V92H56V90H58L59 89V86H58V88H57V86L55 87V84L53 85V83H52ZM63 88H60L59 90H61V89H63ZM201 88H203L202 89V91H198V90H200ZM208 88H210V89H208ZM221 88V89H220ZM231 88V89H230ZM238 88V89H237ZM241 90H240V89ZM245 88H247V89H245ZM250 88H253V89H250ZM55 89V90H54ZM159 89V90H158ZM215 91H214V90ZM249 89V90H248ZM255 89V90H254ZM3 90L5 91L4 92V94H7L8 93V95L10 96V94L12 93V95H11V97L13 98V100L12 99H10V100H7L8 102H6L5 103V101H6V98H8L9 96L8 95H4L3 94ZM9 90V91H8ZM53 90H54V93H53ZM64 90V89H63ZM212 90V91H211ZM217 90V91H216ZM222 92H224V93H222ZM224 90H226V91H224ZM232 91V93H233V91H234V93L232 94L231 93V91ZM245 90V91H244ZM249 92H248V91ZM252 90V91H251ZM162 91V92H161ZM164 91H165V93H167L166 95H167V97L165 96L164 97V100H163V96L165 95V93H164ZM210 93H209V92ZM230 91V93L232 94H230V93H228V92ZM247 91V93H245ZM252 93H255V94H252ZM256 91H258V94H257V92ZM262 93H261V92ZM2 92V93H1ZM41 92H43V93H41ZM52 92V94H50ZM189 92V93H188ZM197 92V93H196ZM201 92V93H200ZM237 92V93H236ZM239 92H240V94H239ZM10 93V94H9ZM48 93V94H47ZM157 93V92H156ZM193 93V91L191 90V94ZM200 93V94H199ZM208 93V94H207ZM213 94V96L212 95H209V94ZM217 93V94H216ZM226 93H228V94H226ZM249 93V94H248ZM14 94V95H13ZM16 94V95H15ZM169 94H171L170 96H172V98L169 96ZM189 94V95H188ZM197 94H198V96H201V94H203L201 97H198L197 96ZM229 94H230V96H231V98H232V101L233 100H235V102L233 101V102H231L230 100H231V98H230V96H229ZM236 96H235V95ZM243 94V95H242ZM245 94H248V95H245ZM17 95V96H18ZM44 95V96H45ZM184 95V96H183ZM223 95H225V96H223ZM239 95L241 96V98L239 97ZM252 95H253V97H255V99L252 97ZM261 95V96H260ZM264 95V94H263ZM6 97V98H3V97ZM34 96L36 97L35 99L36 100H40L39 102H41V103H39L38 101V103L36 102V100L34 99ZM38 96H39V98H41V99H39L38 98ZM175 96V97H174ZM180 98H179V97ZM185 96H188V97H185ZM205 97V96H207L206 97V99L204 98V100L203 101H201V99L200 98H202V97ZM209 96H212V97H210L209 98ZM215 96H218V98L220 97V99L223 97V101L222 100H220V99H217V97H215ZM232 96H234V97H232ZM238 96V97H237ZM257 96V97H256ZM10 97V98H11ZM169 97V98H168ZM182 97H184L183 99L185 100L186 99V101H183V99H182ZM195 97V98H194ZM250 97H251V100H250ZM261 97V98H260ZM4 99V101H3V99ZM38 98V99H37ZM111 98H109L108 99V101L111 99ZM120 98V99H119ZM155 98V97H154ZM168 98V99H167ZM171 98V99H170ZM176 98V101H174V99ZM178 98H179V101H178ZM194 98V99H193ZM197 98V100H195ZM199 98V99H198ZM214 100H213V99ZM229 98V99H228ZM238 101H243L244 99V103L242 102H237V100ZM21 99V100H20ZM24 99L25 100H28L29 99V101H26V104L29 102V103H33L34 102V104L36 105V103H37V105L38 104H40V106H38V109H39V107H40V112L42 113V114H47V115H54V117H55V115L57 114L58 115V117L59 116H61V117H59V118H62V120L61 119H59L57 116L55 117L57 120H58V122H59V120H60V126H59V128L60 127H62V126H64V127H62V131L63 132H59L58 133V130L55 132L54 130H52L53 129V127H50L49 128V126H46V125H43V123L41 124L40 123V121H39V123H36L35 121H34V123H33V126H32V128H30V129H28L27 130V128L23 125V124H21V123H19L18 121L20 120H17L19 117H17V119L15 118V114L13 113V106H14V109H17V107H18V112H20V113H22L21 111H23V114L24 113H26V114H28L29 112V116H31V118H34L35 116L37 117L38 116V114H39V111H37V107H33V106H35V105H31V108H29V103L27 104V106H25L26 104H25V101H24ZM33 99L35 100V101H33ZM172 100V102H170V104L168 103L170 100ZM182 99V100H181ZM190 101H189V100ZM203 99V98H202ZM208 99H210L211 101H209ZM217 99V100H216ZM227 101H226V100ZM242 99V100H241ZM253 99V100H252ZM23 100V101H22ZM32 100V101H31ZM44 101V103H42L43 101ZM75 100V99H74ZM74 100H70L72 103H74V102H76V100L74 101ZM123 100H124V98H122V102H123ZM183 101V102H181V101ZM189 101V103L191 102L192 103V101L194 102V105H196V107L198 108H195V106H193V103L191 104L190 103V105H188V101ZM200 100V101H199ZM208 101V103L206 102V101ZM216 100V103H214V101ZM249 102H254V103H248L247 101ZM255 100V101H254ZM261 100V101H260ZM20 101V102H19ZM22 101V102H21ZM74 101V102H73ZM158 103H156V102ZM200 103H202L203 104V106L204 107H202L201 105L202 104H200ZM217 101L219 102V103H221V101L223 102L222 104H219V103H217ZM228 101H229V103H233L232 104V106L228 103ZM263 101V102H262ZM45 102H48L49 104H47V103H45ZM121 102V103H122ZM126 102V100L124 101V103ZM155 102V103H154ZM176 102V103H175ZM180 104V102H181V105H178V103ZM185 102V104H187V105H185V104H183ZM198 102V103H197ZM206 102V103H205ZM211 102V103H210ZM238 104H237V103ZM260 102H262V103H260ZM7 103H10V104H7ZM123 103V104H124ZM168 103V104H167ZM196 103V104H195ZM241 103V104H240ZM248 104V105H246V104ZM260 103V104H259ZM2 104V105H1ZM3 104H5V106L3 105ZM41 104L42 105H44V106H41ZM123 104H121V105H123ZM126 104V103H125ZM154 104H156V105H154ZM163 105V104H166V105H163V107H165V108H162V109H160L159 110V108H161L162 106H160V105ZM173 104V105H172ZM174 104H177V105H174ZM207 104V105H206ZM211 104V105H210ZM224 104V105H223ZM227 104V105H226ZM229 104V105H228ZM243 104V105H242ZM256 104V105H255ZM259 104V105H258ZM6 105H8V106H6ZM23 105V106H22ZM36 105V106H37ZM45 105H46V107H45ZM61 105V104H60ZM117 105V106H118ZM159 105V106H158ZM187 106L186 107V109H185V106ZM210 105V106H209ZM226 105V107H227V109H226V107H224ZM236 105H238V107L236 108L235 107V109H234V106H236ZM245 105V106H244ZM260 105H261V109H260ZM25 106V107H24ZM52 106V107H51ZM62 106V105H61ZM153 106H155L156 108H154ZM175 107V109L177 110V111H175V112H168L167 110H166V108L167 107ZM179 106H181V107H179ZM191 106V107H190ZM193 106V107H192ZM211 106H212V108H214L215 106H217V107H215V109H212L211 108ZM214 106V107H213ZM241 106H243V107H241ZM253 106V107H252ZM263 106V107H262ZM16 107V108H15ZM33 107V108H32ZM43 107H45V108H43ZM60 107V106H59ZM91 107V106H90ZM90 107H88V108H90ZM199 107H201L200 109H199ZM223 107H224V110H226V112L225 111H223L222 109H223ZM229 107H231V108H229ZM240 107V108H239ZM257 107H259V109L257 108ZM0 108V109H1ZM13 110H11V109ZM21 110H20V109ZM36 109V113L34 112V110ZM41 108L43 109L42 111H41ZM56 108V109H55ZM112 108V109H111ZM183 108V109H182ZM189 108V109H188ZM204 110H203V109ZM205 108H206V110H205ZM210 108V109H209ZM8 109V110H7ZM27 109H29V110H27ZM34 109V110H33ZM44 109H45V111H44ZM156 109V110H155ZM191 109V110H190ZM194 109V110H193ZM197 109V110H196ZM202 109V110H201ZM238 109V110H237ZM241 109V110H240ZM244 110V112H245V110H246V112L248 113H244V112H242L243 110ZM249 109V110H248ZM254 109V110H253ZM256 109H258V110H256ZM6 110V111H5ZM9 110H11V112L12 113H9L10 111ZM17 110H16V112H17ZM24 110H25V112H24ZM32 110V111H31ZM62 110V109H61ZM105 110H107V111H105ZM113 110V111H112ZM185 110V111H184ZM191 111V113H193L192 114V116L190 115L191 113H190V111ZM217 110V111H216ZM220 110V111H219ZM239 110H240V112H239ZM252 112H251V111ZM44 111V112H43ZM54 111H55V113H54ZM57 111V112H56ZM103 111H105L107 114H105L106 115V117H104L105 115L103 114ZM152 111H153V113H152ZM154 111L157 113V111H158V113L156 114V113H154ZM159 111H160V113H159ZM170 111V110H169ZM186 111H187V113H186ZM193 111V112H192ZM197 111H199V112H196ZM206 111V113L207 114H205V113H202V112H205ZM250 111V112H249ZM260 113H258V112ZM6 112V113H5ZM15 112V111H14ZM32 112V113H31ZM93 112H94V115L95 116H93ZM104 112V113H105ZM184 112V113H183ZM194 112H195V114H194ZM209 112V113H208ZM211 112V113H210ZM216 112V113H215ZM217 112H219V114L217 113ZM222 112V113H221ZM239 112V113H238ZM19 113V114H20ZM38 113V114H37ZM40 113V114H41ZM65 113V114H64ZM89 113V112H88ZM172 113V114H171ZM189 113V114H188ZM200 113V114H199ZM217 114V115H215V114ZM223 113H224V115L226 116H224L223 115ZM229 113H232L231 114V116H230V114ZM237 113L239 114V115H237ZM252 113V114H251ZM257 113L259 114V115H257ZM1 114H3V115H6V116H3V115H1ZM8 114V115H7ZM14 114V115H13ZM34 114H37V115H34ZM63 114H64V119H63ZM67 114V115H66ZM97 114V115H96ZM100 114L102 115V116H100ZM184 114H188L190 117H192V118H194V119H197V120H191L192 118H190L189 116H185ZM207 115V116H205L204 117V115ZM209 114V115H208ZM227 114V115H226ZM242 116H241V115ZM246 116H245V115ZM254 114V115H253ZM263 114V115H262ZM100 116V117H98L99 118V121H98V118H97V116ZM104 115V116H103ZM151 115V116H152ZM203 115V116H202ZM236 115V116H235ZM244 115V116H243ZM251 115H252V117H251ZM9 116V117H8ZM109 116V117H108ZM112 116V117H111ZM154 116V115H153ZM167 116V117H166ZM214 117V119H213V117ZM236 118H235V117ZM241 117V118H238V117ZM261 117V119H260V117ZM1 117H2V119H1ZM7 119H5V118ZM13 117V118H12ZM26 117V116H25ZM35 117V118H36ZM66 117V118H65ZM70 117H72V118H70ZM79 117V118H78ZM80 117H82V118H84V120L81 118V120H80ZM155 117V116H154ZM181 117V118H180ZM208 117V118H207ZM210 117V118H209ZM224 119H223V118ZM231 117V118H230ZM246 117H247V119H246ZM263 117V118H262ZM10 120H9V119ZM67 118L68 119H70V120H72V121H74V123L72 122V121H70V120H67ZM88 118V119H87ZM101 118V119H100ZM104 118H105V120L107 121V122H105V120H104ZM159 118V117H158ZM171 118V119H170ZM184 118H185V120H184ZM189 118V119H188ZM199 118H201V119H199ZM204 118V120H202ZM221 118V120H219V119ZM6 120V123L4 124V122H5V120ZM16 119V120H15ZM77 119V120H76ZM103 119V120H102ZM169 119V120H168ZM180 119L182 120L183 119V121H180ZM208 119V120H207ZM213 119V120H212ZM234 119H236V120H234ZM249 119V120H248ZM9 120V121H8ZM12 120V121H11ZM79 120V121H78ZM88 122H87V121ZM92 120V121H91ZM96 120V121H95ZM101 120H102V122H101ZM200 120V121H199ZM210 120V121H209ZM217 120V121H216ZM229 120V121H228ZM241 120V121H240ZM246 120V121H245ZM257 120V121H256ZM260 120V121H259ZM21 121V120H20ZM77 121V122H76ZM90 121H91V123H90ZM97 121L99 122V125L98 124H96L97 123ZM196 121V122H195ZM199 121V123H197ZM203 121V122H202ZM212 121H214V122H212ZM236 121V122H235ZM255 121V122H254ZM13 122H18L19 124H14ZM67 122V124H65ZM71 122V123H70ZM82 122V123H81ZM84 122V123H83ZM85 122H87V123H85ZM104 122V123H103ZM194 122V123H193ZM205 122V123H204ZM208 122V123H207ZM226 122V123H225ZM247 122V123H246ZM252 122V123H251ZM258 122H260L259 124H258ZM7 123L8 124H10L9 126L7 125ZM76 123V124H75ZM176 123V124H177ZM202 123V124H201ZM210 123V124H209ZM221 123V124H220ZM224 123V124H223ZM229 123V124H228ZM36 124H38V125H36ZM62 124H65V125H62ZM79 124H80V126H79ZM105 124V125H104ZM201 124V125H200ZM211 125V126H209V127H206V125ZM8 126V127H6V126ZM11 125H12V127H11ZM23 125V126H22ZM38 127V128H36V126ZM74 125V126H73ZM83 125V126H82ZM85 125V126H84ZM92 125H95V126H92ZM98 125V126H97ZM204 125V126H203ZM218 125H220V126H218ZM246 127H245V126ZM259 125V127H256V126H258ZM4 126V127H3ZM79 126V127H78ZM90 126H92V127H90ZM103 126V128H101ZM200 126H202V127H200ZM214 126H217V127H214ZM223 126V127H222ZM236 127V129H234L235 127ZM253 126V127H252ZM26 129H25V128ZM40 127V128H39ZM43 127V128H42ZM74 127V128H73ZM77 127V128H76ZM88 127H90V128H88ZM94 127V128H93ZM97 127H99V129L97 128ZM204 127H205V129H204ZM231 127V128H230ZM237 127L238 128H240V129H237ZM3 128H5V129H3ZM13 129V130H11V129ZM21 128V129H20ZM42 128V129H41ZM45 128V129H44ZM47 128V129H46ZM49 128V129H48ZM63 128H64V130H63ZM71 128H73L74 130L73 131H70V130H72ZM83 130H82V129ZM88 128V129H87ZM228 128V129H227ZM233 128V129H232ZM246 128V129H245ZM7 129L9 130V131H7ZM18 129V130H17ZM25 129V130H24ZM32 129H34V130H32ZM36 129V130H35ZM68 129H69V131L71 132V134H72V132H74V136L75 137H73V135L71 136L70 135V133L68 132ZM75 129H76V131L77 132H81V130H82V133H84V131H85V133H86V135H88V136H90V138L92 139L93 137L95 138V139H97V140H95L94 138L92 139L93 141L91 142L90 140V142L88 141V142H86V145H83V146H81V148L80 149H78V147L80 146H78V141H76V139H74V138H76V131H75ZM78 129V130H77ZM79 129H80V131H79ZM85 129H87V130H85ZM90 129V130H89ZM96 129H97V131H98V133L97 132H95L96 134H94L95 136H93V130H95L96 131ZM6 130V131H5ZM16 130V131H15ZM39 130V131H38ZM42 130V131H41ZM66 130V131H65ZM6 132V134L4 133V132ZM17 131H19V133L17 134ZM22 131H23V133H22ZM30 131H32L31 133H30ZM35 131H36V133H35ZM50 131H51V133H50ZM91 131V132H90ZM200 131H202V130H200ZM241 131V130H240ZM12 134H11V133ZM15 132V133H14ZM25 132H26V134H25ZM34 132V133H33ZM46 132H48V133H46ZM67 132H68V134H67ZM21 133V134H20ZM27 133H30V134H27ZM38 133H40V135H42V136H40V135H38ZM102 133H104V134H102ZM118 133V132H117ZM245 133V132H244ZM2 134V135H1ZM6 136H5V135ZM16 134H17V136H16ZM44 134V135H43ZM53 134V136H51L52 137V139L50 138V136L49 135H52ZM57 134H58V136H57ZM15 135V136H14ZM20 135V136H19ZM24 135H25V137H24ZM27 135V136H26ZM64 137H62V136ZM68 135V136H67ZM69 135H70V137H69ZM102 135V136H101ZM103 135H106V136H103ZM143 135V134H142ZM246 136H244V137H246V139H248L249 137V135L248 134H245ZM4 136V137H3ZM22 136V137H21ZM32 137V139H31V137ZM36 138H35V137ZM37 136L39 137V138H37ZM49 136V137H48ZM100 136V138L98 139V137ZM135 136V135H134ZM1 137H3V138H1ZM12 137V138H11ZM47 137V138H46ZM55 137H57V140H56V138ZM61 138V140H60V138ZM69 139H68V138ZM102 137V138H101ZM138 137V136H137ZM143 137V136H142ZM248 137V138H247ZM22 138V139H21ZM29 139V140H26V139ZM35 138V139H34ZM63 138V139H62ZM71 138V139H70ZM103 138H105V140L103 139ZM139 138V137H138ZM141 138V137H140ZM143 138H145V136L143 137ZM22 141H21V140ZM38 139V140H37ZM49 139V140H48ZM68 139V140H67ZM100 139H103L102 140V142H100L101 140ZM20 140V141H19ZM45 142H44V141ZM56 142H55V141ZM60 140V141H59ZM69 140H71V141H69ZM100 140V141H99ZM107 140V141H106ZM250 140V139H249ZM248 140V141H249ZM4 141H7V143L6 142H4ZM10 141V142H9ZM12 141V142H11ZM17 141V142H16ZM26 143H25V142ZM65 141V142H64ZM74 141H76V143L74 142ZM95 141V142H94ZM98 143H97V142ZM105 141H106V143H105ZM114 141H115V143H114ZM51 142V143H50ZM63 142V143H62ZM71 143V145H70V143ZM94 142V143H93ZM105 144H104V143ZM110 142L111 143H114L115 144V146H117V145H120L122 148H120L119 149V146H117V147H115L114 146V144H110ZM118 144H117V143ZM25 143V144H24ZM40 143V144H39ZM43 143V144H42ZM60 145H59V144ZM65 143V144H64ZM89 143V144H88ZM90 143H92L91 145H90ZM95 143H96V145H95ZM23 144V145H22ZM39 144V145H38ZM67 144V145H66ZM76 144V145H75ZM85 144V143H84ZM107 144V145H106ZM127 144L128 145H130V148H128V146H127ZM260 144V146L261 145H263L262 143H259ZM43 145V146H42ZM75 145V146H74ZM93 145H95V146H93ZM100 145V146H99ZM110 145V146H109ZM254 145V143L252 144V147L254 148L253 149V153L255 152V151H257V150H259V148H257L258 146L256 145V146H253ZM40 146V147H39ZM44 146H45V148H44ZM54 146H55V148H54ZM58 146V147H57ZM74 146V147H73ZM86 146V147H85ZM90 148H89V147ZM251 146V145H250ZM11 147V148H10ZM12 147H13V149H12ZM18 147H20V146H18ZM38 147V148H37ZM73 147V148H72ZM82 147H83V149H82ZM93 147V148H92ZM105 147V148H104ZM125 147H126V149H125ZM263 147V146H262ZM261 147V148H262ZM51 148V149H50ZM54 148V149H53ZM66 148V149H67ZM87 148V149H86ZM99 148V149H98ZM103 148V149H102ZM133 148V149H132ZM135 148H138V149H135ZM260 148V150L259 151H257L258 153L261 151V150H263V154H262V152L261 153H259V154H257L256 152V155L258 156V157H261V155H262V159H264L263 157V155H264V149L262 148L261 149ZM27 149V150H26ZM46 149H50V150H46ZM58 149V150H57ZM61 149V148H60ZM73 149V150H72ZM76 149V150H75ZM100 149H101V151L104 153L103 155L101 154V153H98L97 151H99V152H101L100 151ZM115 149V150H114ZM122 149H125V150H122ZM132 149V150H131ZM136 150V152H135V150ZM10 151V152H7V151ZM23 150L25 151V153L26 154H24V152H23ZM28 150L30 151V153L28 152ZM38 152H37V151ZM48 151V153L46 152V151ZM51 150H52V152H51ZM82 150L83 151H85V152H82ZM97 150V151H96ZM104 150V151H103ZM113 150V152H111ZM117 150V151H116ZM134 150V151H133ZM139 150H141L142 152H140V154L142 153V157L144 156V158L142 159L141 158V155L139 154V152L138 151ZM14 151H17V152H14ZM19 151V152H18ZM50 151V152H49ZM55 151H58L57 153L55 152ZM77 151V152H76ZM92 151V152H91ZM108 151H109V153H108ZM116 151V152H115ZM119 151V152H118ZM123 151H124V153H123ZM130 151V152H129ZM4 152H6V153H4ZM35 152H36V154H35ZM90 152V153H89ZM97 152V153H96ZM134 152H135V154H134ZM138 152V153H137ZM12 153H13V155H12ZM14 153H20L19 155L20 156H22V157H20L18 154H14ZM29 153V154H28ZM96 153V154H95ZM110 153L112 154V155H110ZM129 155H128V154ZM231 153H233V155L231 154ZM230 154L232 155V156H234V158H235V154H238V153H236V151H232ZM11 154V155H10ZM22 154V155H21ZM55 154H53V155H55ZM100 154H101V157H100ZM107 154V155H106ZM133 155L134 157H132L131 155ZM137 154V155H136ZM138 154L140 155V156H138ZM143 154H145V155H143ZM229 154V155H230ZM4 155H6V157L4 156ZM8 155V156H7ZM10 155V156H9ZM18 155V156H17ZM24 155H26V156H24ZM27 155H29V157L27 156ZM31 155V156H30ZM38 155V156H37ZM42 157H41V156ZM44 155V156H43ZM83 155V156H82ZM93 157H92V156ZM104 155H105V157H104ZM116 155V156H115ZM152 155H154V157L152 156ZM5 157V159H4V157ZM13 157V159H12V157ZM40 156V157H39ZM88 156V157H87ZM111 156V157H110ZM122 156V157H121ZM129 156V157H128ZM146 156V157H145ZM32 157V158H31ZM95 157V158H94ZM97 157V158H96ZM103 157V158H102ZM112 157H114V158H112ZM118 157H119V159H118ZM124 157V158H123ZM125 157H127L126 159H125ZM132 157V158H131ZM136 157V158H135ZM140 157V158H139ZM15 158H17V159H15ZM38 158V159H37ZM42 158V159H41ZM99 158V159H98ZM102 159V161H101V159ZM105 158V159H104ZM108 158V160H106ZM4 159V160H3ZM12 159V160H11ZM14 159H15V161H14ZM23 159V160H22ZM32 161H31V160ZM95 159V160H94ZM97 159V160H96ZM124 159H125V162H123L124 161ZM127 159H129V160H127ZM261 159V158H260ZM2 160V161H1ZM7 160V161H6ZM43 162H42V161ZM85 160V161H84ZM94 160V161H93ZM100 160V161H99ZM112 160H113V162L114 163H112ZM114 160H116V162L114 161ZM117 160H119V161H117ZM122 160V161H121ZM136 160H138L139 161V166L141 165V164H143V165H141V167H140V170L138 169V171H137V166H138V161L136 162ZM154 160V161H153ZM253 159H248L247 161L248 162H246V164H244L239 170H237L236 169V167L234 168V169H236V171L232 168L231 170H234L235 172H236V175H237V177L239 176V175H241V176H239L238 178H239V180L241 181V178L243 179L242 180V182H240L241 184H244V183H246L247 181V179H248V183H246L245 184V188H246V186L247 187H251V185H253V187H251V188H254L255 186L258 188V186H261V185H263V184H261V182L262 181H264V171L262 172V170H264L263 168H262V170L260 169V167H258L257 168V170L255 171L254 170V168H252L251 167V164H253V162L255 163V161L253 160ZM21 161V162H20ZM96 161H98V162H96ZM107 161V162H106ZM111 161V162H110ZM121 161V162H120ZM128 161V162H127ZM131 161V162H130ZM133 161H134V163L137 165L136 167H135V164L133 163ZM150 161V162H149ZM153 161V162H152ZM160 161V160H159ZM261 161H263V160H261ZM3 162V163H2ZM9 162V163H8ZM23 162V163H22ZM108 162H109V164H108ZM118 162H120V163H118ZM149 162V163H148ZM249 162H251V163H249ZM11 163V164H10ZM13 163V164H12ZM29 163V164H28ZM45 165H44V164ZM99 164V165H96V164ZM106 163V164H105ZM116 163H118L117 165H116ZM160 163V162H159ZM158 163V164H159ZM167 163V162H166ZM165 163V164H166ZM170 163V165L173 163H171V162H169L168 161V164ZM263 163H264V161H263ZM16 164V165H15ZM88 164V165H89ZM113 164V167H114V165H116V167H118L119 166V164H121V166L120 167H122L123 166V169L125 170V168H127L126 170L127 171H124L125 172V174L123 173L122 174V168L120 169L119 167V169L116 171V169L115 168H113L114 170H115V172L112 170V167L111 166H107V165H112ZM131 164H133L132 166H131ZM157 164V165H158ZM161 164H164V162H162V160H161ZM250 164V165H249ZM2 165V166H1ZM10 165V166H9ZM27 165V166H26ZM44 165V166H43ZM249 165V166H248ZM16 166V167H15ZM17 166H19V167H17ZM139 166H138V168H139ZM142 166H144V167H142ZM249 167V168H247V167ZM253 166V165H252ZM261 166H263V165H261ZM125 167V168H124ZM135 167V168H134ZM148 167H149V165H148ZM150 167H151V164H150ZM150 167H149V169H150ZM240 167V166H239ZM252 169H251V168ZM254 167V166H253ZM10 168V169H9ZM30 168V169H29ZM37 168V169H36ZM131 168H133V169H131ZM152 168V167H151ZM238 168V167H237ZM247 168V169H246ZM4 169V170H3ZM27 169V170H26ZM128 169H129V171H128ZM250 169V173L252 174V172H254L253 173V177H254V179H253V177H252V175L250 176L249 174H246L245 173V171H247V170H249ZM2 170H3V172H2ZM5 170H6V172H5ZM23 170V171H22ZM120 170V171H119ZM243 172L244 171V173H239V172H241V171ZM258 170H260V171H258ZM11 171V172H10ZM39 171V172H38ZM43 171V172H42ZM111 171V172H110ZM113 171V172H112ZM121 172V174L119 173V172ZM135 173H134V172ZM252 171V172H251ZM129 172H131V173H129ZM140 172H143L144 173V170L143 171H140ZM258 172V173H257ZM261 172V173H260ZM55 175H54V174ZM118 173H119V175H118ZM126 173H128V176H127V174ZM256 173H257V175L258 174H263V176H261V175H258V176H256ZM59 174V175H58ZM135 174V176H133ZM138 176H137V175ZM10 175V174H9ZM46 175H48V176H46ZM64 175V176H63ZM140 175H143L142 177L140 176ZM218 175H220V174H218ZM127 178V180H126V178H125V182H124V178ZM196 175H194V176H191L190 178H195L196 180H197V182H195L194 181V183H198V181L200 182L202 179H200L199 180V177H195ZM243 176V177H242ZM247 176V177H246ZM48 177V178H47ZM108 177V178H107ZM117 177V178H116ZM119 177H120V180L122 181H120L119 180ZM132 177V178H131ZM137 177V179H135ZM143 178V179H141V178ZM215 178H217V176H214ZM256 177V178H255ZM259 177V178H258ZM261 177V178H260ZM104 178V179H103ZM115 178L117 179V180H115ZM129 178H131V179H129ZM140 178V179H139ZM198 178V179H197ZM215 178H212V182L214 183V184H216V186L217 185H219L220 186V184L221 183H219V184H217L219 181L217 180V179H215ZM220 178V177H219ZM252 178V179H251ZM111 179V180H110ZM114 179V180H113ZM129 179V180H128ZM211 179V178H210ZM209 179V181H211ZM48 180V181H47ZM51 180V181H50ZM67 180V179H66ZM66 180H64V182H65V184L67 183V181ZM90 180V181H89ZM97 180V181H96ZM106 180V181H105ZM131 180V181H130ZM146 180V179H145ZM194 180V179H193ZM193 180H191V182H193ZM219 180H221V179H219ZM253 180V181H252ZM260 180V181H259ZM99 181V182H98ZM104 181V182H103ZM114 181L116 182V183H114ZM136 181V182H135ZM140 181H142V182H140ZM216 181H218L217 183H215ZM255 181H257V182H255ZM259 181V182H258ZM47 182L49 183L50 182V184H47ZM64 182H62V183H64ZM97 182V186L95 185V184H92V183H96ZM107 183V184H106ZM109 183V184H108ZM155 183V182H154ZM212 183V184H213ZM252 183V184H251ZM259 183V184H258ZM264 183V182H263ZM203 184V183H202ZM213 184V185H214ZM255 184V185H254ZM257 184H258V186H257ZM93 185V186H92ZM95 185V186H94ZM108 185H109V188H108ZM124 185V186H123ZM0 186H1V184H0ZM244 186V185H243ZM87 187H89L88 189H86ZM166 187H168V186H166ZM249 187V188H250ZM113 188V189H112ZM0 196L1 195H4L5 197H7L8 199L10 198L11 199V197H12V199H13V197H16V198H14V199H17L18 200V193H17V191L18 190H15V189H13V191L11 190H8L7 188H4L3 186L2 187H0ZM4 189V190H3ZM97 189V190H96ZM6 190V191H5ZM110 190V191H109ZM94 191V192H93ZM107 191H109V193L107 192ZM6 192V193H5ZM14 192V193H13ZM101 192V193H100ZM264 192V191H263ZM4 193V194H3ZM87 193V194H86ZM105 193H107V194H105ZM84 194V193H83ZM16 195V196H15ZM93 196V198L91 199V196ZM243 197V196H242ZM11 199V200H12ZM13 199V200H14ZM125 201L127 200V198H125L124 199ZM122 201V207H124L123 209H121V210H119L118 212H116V211H114V213H115V215H113V212L111 213V212H104L105 210H100V208L98 207V205L96 206V204L95 205H90V207L86 210L85 209V211L86 212H84V211H82V212H79V210H75V209H69V210H67V211H65V210H61V211H59V210H54V209H49L48 210V206H45V204H41V203H39V204H37L36 206L35 205H33L31 208H21V209H11V211L12 212H10V210L8 209H6V208H4V207H2V206H0V212L2 213H0V264H101V263H103V264H150V263H154V264H161L162 262H164V260H166V259H168V260H166L163 264H173V263H178V261H180V263H178V264H184V262H185V264L187 263V264H189V263H191V264H197L198 262V264H207L206 262H208V264H237L236 262H238V261H240V264H252V262H253V264H264V217H263V215H264V204L262 205V203H259V199L256 201V202H258V203H255V205H253V203H251V202H255V201H248L247 199L245 200L244 199V201L246 202L247 201V203H246V207H247V205H248V212H250V213H247V211H244L245 213L243 214L242 213V215L240 214V216H238L239 218H236V219H234L233 220V218H232V220H231V218H228V219H230V220H227L226 218H227V216L226 217H224L223 215L225 214H223V212H222V210H223V208H222V210L221 209H219L220 208V206H218V210H217V208L215 207V205H214V202H212L213 203V207L211 206V207H209L210 209H211V211H212V209H213V213H215V214H213L214 216H213V221H212V219H210V220H203L202 218H199V219H202L201 221L196 217V215H194V216H187L189 219H187V217H185L184 215V217L182 216V214L180 215V214H177L176 215V212H173L172 213V215L171 214H169V217H170V215H171V217L173 218H171V220H172V222H173V224H176V225H174L173 226V224L171 223V222H169L170 223V225L167 223V222H165L164 221V219L162 218V217H160L159 216V214L155 211V210H150V208H148V210H147V207L146 206H144V207H142L140 204H137V203H133V204H131L130 203V201ZM257 204V205H256ZM262 206H261V205ZM133 205V206H132ZM135 205V206H134ZM138 205H139V209L137 210V208H138ZM249 205L250 206H252L251 208H249ZM258 205H260V206H258ZM35 206V207H34ZM94 206V207H93ZM210 206V205H209ZM40 207V208H39ZM260 207H262V209H259ZM141 208H143V209H141ZM216 208V209H215ZM255 208H257V210H255ZM93 211H92V210ZM146 209V210H145ZM17 211V212H15L14 213V211ZM19 210V211H18ZM27 210V211H26ZM51 210H52V212H51ZM100 210V211H99ZM127 210V211H126ZM216 210V211H215ZM219 210H221V211H219ZM263 210V211H262ZM4 211V212H3ZM9 213H8V212ZM46 211V212H45ZM98 211V212H97ZM107 211V210H106ZM131 211V212H130ZM139 211V212H138ZM143 211V212H142ZM145 211V212H144ZM218 211V212H217ZM224 211V210H223ZM254 211H256V212H254ZM19 212V213H18ZM37 212V213H36ZM39 212V213H38ZM124 212H126V213H124ZM129 212V213H128ZM141 212V213H140ZM150 212V213H149ZM154 214H153V213ZM259 212V213H258ZM262 212V213H261ZM10 213H14V214H21L20 215V217H17V216H19V215H12V214H10ZM53 213V214H52ZM59 213V214H58ZM63 213V214H62ZM77 213V214H76ZM132 213V214H131ZM138 213V214H137ZM140 213V214H139ZM149 213V214H148ZM156 213L158 214V217L160 218H158L157 217V215H156ZM169 213H171V211L169 212ZM175 213V214H174ZM221 213H222V215H221ZM27 214V215H26ZM35 214H37V215H35ZM80 214V215H79ZM89 214V215H88ZM101 214V215H100ZM104 214V215H103ZM108 214V215H107ZM110 214V215H109ZM121 214H122V216H121ZM130 216H129V215ZM174 214V215H173ZM246 214V215H245ZM248 214H249V216L251 217V215H252V217L250 218V217H248ZM259 214V215H258ZM11 215L14 217V219H15V221L17 220V223H19L20 225L18 226L17 225V223H15L14 224V222H12L14 219H12L11 221H10V217H11ZM31 215H32V219L30 218L31 217ZM40 215H42V216H40ZM44 215V216H43ZM119 215V216H118ZM126 215V216H125ZM134 215V216H133ZM147 215V216H146ZM151 215H152V217H151ZM219 215H221V216H219ZM256 215H258V216H256ZM262 215V216H261ZM21 216H23V217H21ZM34 216H36V219H33V218H35ZM55 216V217H54ZM99 218H98V217ZM121 216V217H120ZM129 216V217H128ZM141 216H144V217H141ZM180 216V217H179ZM244 216V217H243ZM247 216V217H246ZM12 217V218H13ZM45 217V218H44ZM54 217V218H53ZM62 217V218H61ZM67 217V218H66ZM72 217H74V218H72ZM77 217V218H76ZM82 218V219H79V218ZM90 217V218H89ZM114 217H115V219H114ZM123 217V218H122ZM124 217H125V219H124ZM127 217V218H126ZM136 218V219H134V218ZM154 217H155V219H154ZM177 218V219H175V218ZM190 217L193 219V217H194V219H195V217L197 218L195 221L196 222H194V219L192 220V219H190ZM262 218V219H259V218ZM21 218V219H20ZM29 218V219H28ZM71 218H72V220H71ZM95 218V219H94ZM110 218H112V219H110ZM117 218V219H116ZM152 218L154 219L153 221H152ZM179 218V219H178ZM183 218V219H182ZM252 218H254V219H256V220H254V219H252ZM3 221H2V220ZM6 219V220H5ZM24 221H23V220ZM26 219L28 220V221H26ZM44 219V220H43ZM56 219V220H55ZM74 219V220H73ZM86 219V220H85ZM94 219V220H93ZM107 219V220H106ZM127 219V220H126ZM130 219V220H129ZM144 219V220H143ZM149 219V220H148ZM157 219V220H156ZM186 219V220H185ZM225 219H226V221H228V222H226L225 221ZM237 219H238V221H237ZM245 220L246 222H247V220L250 222H248V224L246 223L245 224V222L243 221V220ZM18 220H20V221H18ZM51 220V221H50ZM65 222H64V221ZM69 220V221H68ZM77 220V221H76ZM92 222H91V221ZM97 220V221H96ZM102 221V223L100 224V222H98V221ZM108 220H109V222H108ZM114 220H115V222H114ZM141 220V221H140ZM148 220V221H147ZM163 220V221H162ZM179 222H178V221ZM180 220H181V222H180ZM192 220V221H191ZM197 220H199V221H197ZM215 220V221H214ZM222 220H224V222L222 221ZM241 220V221H240ZM254 221V222H252V221ZM8 221V222H7ZM23 223H22V222ZM34 221V222H33ZM35 221H37V222H35ZM71 221V222H70ZM110 221H112V222H110ZM119 221V222H118ZM121 221V222H120ZM158 221V222H157ZM190 222V223H188V222ZM203 221H204V223H203ZM219 223H218V222ZM234 221V222H233ZM3 222V223H2ZM8 224H7V223ZM50 222V223H49ZM55 222V223H54ZM79 222V223H78ZM93 222H94V224H93ZM105 222V223H104ZM106 222H107V224H110V226L109 225H107L106 224ZM117 222V223H116ZM146 222H148V223H146ZM150 222H153V223H150ZM177 222V223H176ZM182 222H184V223H182ZM185 222H187L186 224H188L187 225V228H186V225H185ZM205 222H207V223H205ZM209 222V223H208ZM57 223V224H56ZM91 223V224H90ZM123 223V224H122ZM140 223L142 224V226L140 225ZM158 223H163L162 224V226L159 224L158 225ZM166 223V224H165ZM179 223V224H178ZM182 223V224H181ZM197 223V224H196ZM213 223V224H212ZM216 223H217V225H216ZM228 223V224H227ZM230 223H231V225H230ZM253 223V224H252ZM39 224V225H38ZM48 224H50V225H48ZM70 224V225H69ZM84 225V227H83V225ZM105 224V225H107V227L106 226H103V225ZM113 224V225H112ZM114 224H116V225H114ZM122 224V225H121ZM125 224H127V225H125ZM169 226H168V225ZM181 224V225H180ZM199 224V225H198ZM207 226H206V225ZM208 224H210V226H212L211 227V229L213 228L214 229V231H213V229L211 230L210 229V226L208 225ZM212 224V225H211ZM233 224V225H232ZM238 224V225H237ZM252 225V228L250 229L249 227H251V225ZM11 225V226H10ZM24 225V226H23ZM34 225V226H33ZM35 225H38L37 227L35 226ZM62 225V226H61ZM112 225V226H111ZM138 225V226H137ZM158 225V226H157ZM164 225H166V226H164ZM184 225V226H183ZM193 225H194V227H193ZM196 225H197V227H196ZM222 225V226H221ZM227 225H230V226H227ZM240 225V226H239ZM248 225H249V227H248ZM262 225V226H261ZM13 227V228H10V227ZM29 228H28V227ZM32 226V227H31ZM47 226V227H46ZM64 226V227H63ZM93 226H95V227H93ZM117 226V227H116ZM125 226V227H124ZM126 226H128L127 227V229H126ZM149 226V227H148ZM154 226H155V228H154ZM178 226V227H177ZM182 226V227H181ZM192 226V227H191ZM204 226V227H203ZM227 226V227H226ZM238 226V227H237ZM260 226V227H259ZM18 227V228H17ZM22 227H23V229H22ZM42 227V228H41ZM78 227V228H77ZM88 227V228H87ZM108 228V227H111V228H108V229H106V228ZM113 227V228H112ZM121 227V228H120ZM143 229H141V228ZM154 229H153V228ZM159 227V228H158ZM164 227V228H163ZM175 227V228H174ZM202 227V228H201ZM220 227V228H219ZM221 227H223V228H221ZM237 227V228H236ZM243 227H244V229H243ZM5 228V229H4ZM17 228V229H16ZM80 228L82 229L81 231H80ZM87 228V229H86ZM115 228V229H114ZM133 229V230H135V231H133V233L135 234H132V231H131V229ZM136 228H137V230H136ZM171 229V232H170V229ZM179 228H180V230H179ZM190 228H192V229H190ZM201 228V229H200ZM206 229V230H209V231H204V229ZM215 228H217L216 230L217 231H215ZM229 228V229H228ZM254 228L256 229V230H254ZM257 228H259L260 230H258ZM37 229V230H36ZM105 229V230H104ZM110 229H112V231L110 232ZM123 229V230H122ZM130 229V230H129ZM166 229V230H165ZM186 229V230H185ZM188 229H190V231L188 230ZM199 229V230H198ZM203 229V230H202ZM219 229V230H218ZM222 229V230H221ZM226 229V230H225ZM236 229V230H235ZM241 231H240V230ZM242 229H243V232H242ZM263 229V230H262ZM23 230H25V231H23ZM31 230H33V231H31ZM54 230V231H53ZM63 230V231H62ZM109 230V231H108ZM120 230V231H119ZM125 230H127V231H125ZM140 230V231H139ZM146 230V231H145ZM152 230L154 231V232H152ZM156 230V231H155ZM162 230V231H161ZM195 230V231H194ZM197 230V231H196ZM221 230V231H220ZM230 230V231H229ZM13 231V232H12ZM20 231V232H19ZM30 231V232H29ZM62 231V232H61ZM79 231H80V233H79ZM118 232V234H117V232ZM131 231V232H130ZM136 231H138L137 232V234H136ZM144 231V232H143ZM147 231H149V233H151V234H148L147 235ZM161 231V232H160ZM164 231H165V233H164ZM184 231H186V232H184ZM198 231H199V233H198ZM200 231H202V232H200ZM213 233H212V232ZM235 231H237V232H235ZM245 231H248V232H245ZM252 231V232H251ZM254 231H258L257 232V234H255V232ZM261 231V232H260ZM3 232V233H2ZM19 234H18V233ZM38 232V233H37ZM115 232V233H114ZM119 232H120V234H119ZM123 232V233H122ZM125 232V233H124ZM130 232V233H129ZM177 232H178V234H177ZM205 232V233H204ZM215 232V233H214ZM235 232V233H234ZM254 233L255 235H251V233ZM260 232V233H259ZM5 233V234H4ZM16 233V234H15ZM40 233V234H39ZM75 233V234H74ZM146 233V234H145ZM160 233V234H159ZM163 233V234H162ZM180 233L182 234V236L184 235V240H182V238H181V235H180ZM185 233H187V234H185ZM196 233V234H195ZM202 233V234H201ZM221 233V234H220ZM226 233V234H225ZM230 234V235H232L231 237H228V236H230V235H227V234ZM245 233H246V235H245ZM11 234V235H10ZM84 234V235H83ZM112 234V235H111ZM157 234L159 235V236H157ZM217 234V235H216ZM243 234V236H241ZM261 234V235H260ZM18 235V236H17ZM36 235V236H35ZM124 235V237H122ZM128 235V236H127ZM132 235V236H131ZM142 235H144V236H142ZM149 235H151V236H154V237H151V236H149ZM186 235V236H185ZM190 235L192 236V237H190ZM195 235V236H194ZM196 235H198L197 237H196ZM200 235H203V237L202 236H200ZM206 235H208V236H205ZM213 237V236H216L217 238H215V237H211V236ZM219 235V236H218ZM238 235L239 236H241L242 238H240V237H238ZM4 236V237H3ZM13 236V237H12ZM52 236V237H51ZM81 236V237H80ZM118 236V237H117ZM134 236V237H133ZM137 236V237H136ZM138 236H139V238H138ZM175 236V237H174ZM177 236V237H176ZM179 236H180V238H179ZM187 236H189V237H187ZM194 236V237H193ZM223 236V237H222ZM235 236H237V237H235ZM248 238H247V237ZM252 236V237H251ZM40 237V238H39ZM67 237V238H66ZM115 237V238H114ZM120 237V238H119ZM129 237H130V239H129ZM140 237H143V238H140ZM145 237L147 238V239H145ZM150 237V238H149ZM209 237V238H208ZM210 237L212 238L211 240H210ZM245 237V238H244ZM256 237V238H255ZM259 237V238H258ZM39 238V239H38ZM125 238V239H124ZM128 238V239H127ZM155 238H157V239H155ZM170 238V239H169ZM186 238V239H185ZM189 238V240H187ZM191 238L193 239V241H194V244H193V241H191ZM200 238V239H199ZM202 238V239H201ZM215 238V239H214ZM222 238V239H221ZM234 238V239H233ZM247 238V239H246ZM9 239V240H8ZM35 239H36V241H35ZM51 239V240H50ZM76 239V240H75ZM115 239V240H114ZM123 239V240H122ZM141 239V240H140ZM155 239V240H154ZM162 239V240H161ZM195 239V240H194ZM207 239V240H206ZM209 239V240H208ZM225 239V240H224ZM235 239H237V240H235ZM246 239V240H245ZM2 240V241H1ZM20 242H19V241ZM37 240H39V241H37ZM127 240V241H126ZM145 240H146V242H145ZM186 240V241H185ZM197 240V241H196ZM215 240V241H214ZM218 242H217V241ZM220 240V241H219ZM223 240V241H222ZM230 240V241H229ZM238 240H240V241H238ZM249 240V241H248ZM254 240H256V241H254ZM9 241V242H8ZM24 241V242H23ZM74 241V242H73ZM140 241H141V243H140ZM152 243H151V242ZM168 241V242H167ZM188 241V243H186ZM213 241V242H212ZM226 241V242H225ZM238 241V242H237ZM251 241H253V242H251ZM260 241L262 242L261 243V245H260ZM2 242V243H1ZM38 242V243H37ZM42 242V243H41ZM53 242V243H52ZM126 242V243H125ZM154 242H157V244L156 243H154ZM173 244H172V243ZM181 242V243H180ZM192 242V243H191ZM196 242V243H195ZM207 242V243H206ZM222 242V243H221ZM225 242V243H224ZM242 242V243H241ZM244 242V243H243ZM251 242V243H250ZM255 242V243H254ZM23 243V244H22ZM40 243V244H39ZM137 243H139L138 245H137ZM146 243H148V244H146ZM154 243V244H153ZM213 243V245H211V244ZM216 243V244H215ZM221 243V244H220ZM224 243V244H223ZM233 243V245L234 246H232L231 244ZM234 243H236V244H234ZM239 243H241V244H243V245H245V246H243V245H241V244H239ZM247 245H246V244ZM252 243H254V245H252ZM189 244H190V246H189ZM198 244H199V246H198ZM201 244V245H200ZM207 244V245H206ZM222 244L224 245V247L222 246ZM228 244V245H227ZM106 245V246H105ZM137 245V246H136ZM160 245V246H159ZM167 245V246H166ZM193 245V246H192ZM196 245V246H195ZM216 245V246H215ZM220 245V246H219ZM228 247H227V246ZM241 245V246H240ZM258 245V246H257ZM19 246V247H18ZM30 246V247H29ZM34 248H33V247ZM37 246V247H36ZM70 246V247H69ZM76 246V247H75ZM80 247V248H78V247ZM91 246H93V247H91ZM114 246V247H113ZM116 246V247H115ZM133 246H134V248H133ZM136 246V247H135ZM175 246H176V248H175ZM188 246V247H187ZM202 246V247H201ZM214 246H215V249H214ZM218 246V247H217ZM226 246V247H225ZM247 246V247H246ZM253 246V247H252ZM126 247V248H125ZM196 247V248H195ZM209 247V248H208ZM221 247V248H220ZM260 247V248H259ZM69 248V249H68ZM96 248H98V249H96ZM105 248V249H104ZM187 248H189V249H187ZM195 248V249H194ZM200 248V249H199ZM208 248V249H207ZM217 248V249H216ZM219 248V249H218ZM229 248V249H228ZM235 248V249H234ZM250 248V249H249ZM263 248V249H262ZM4 249V251H2ZM10 249V250H9ZM19 249V250H18ZM29 249V250H28ZM106 249H108V251L106 250ZM137 249V250H136ZM241 249H242V251H241ZM251 249H253L252 251H251ZM261 249L263 250V251H261ZM21 250V251H20ZM25 250V251H24ZM32 250V251H31ZM65 250H67V251H65ZM90 250V251H89ZM97 250V251H96ZM99 250V251H98ZM125 250V251H124ZM127 250V251H126ZM139 250V251H138ZM199 252H198V251ZM207 250V251H206ZM224 250V251H223ZM228 250V251H227ZM244 250V251H243ZM260 250V251H259ZM31 251V252H30ZM101 251V252H100ZM121 251V252H120ZM174 251V252H173ZM181 251V252H180ZM186 253H185V252ZM209 251H210V253H209ZM220 253H219V252ZM226 251V252H225ZM233 251V252H232ZM239 251V252H238ZM255 251V252H254ZM32 252H36V253H32ZM125 252V253H124ZM183 252V253H182ZM196 252H197V254H196ZM205 253V255L203 254V253ZM217 252V254H215ZM225 252V253H224ZM227 252H229V253H227ZM236 252H237V254H236ZM241 252V253H240ZM246 252V253H245ZM255 254H254V253ZM259 252V253H258ZM8 253V254H7ZM94 253V254H93ZM190 253V254H189ZM191 253H194V255H192ZM210 255V257L207 255ZM213 253V255H211ZM251 253V254H250ZM11 256H10V255ZM29 254V255H28ZM39 254V255H38ZM99 254V255H98ZM101 254V255H100ZM121 254V255H120ZM157 254V255H156ZM162 254H164V255H162ZM168 254V255H167ZM171 254V255H170ZM201 256H200V255ZM223 254V255H222ZM225 254H228V255H225ZM235 254H236V256H235ZM248 254H250V255H248ZM258 254V255H257ZM6 255V256H5ZM36 255V256H35ZM42 255V256H41ZM85 255V256H84ZM141 255V256H140ZM176 255V256H175ZM185 257H184V256ZM198 255V257L196 258V256ZM214 255H215V258H213L214 257ZM220 255V256H219ZM222 255V256H221ZM231 256L232 258L230 259V257H227V256ZM232 255H234L235 257H233ZM242 255V256H241ZM244 255V256H243ZM261 257H260V256ZM84 256V258H82ZM92 258H90V257ZM117 258H116V257ZM178 256V257H177ZM183 256V257H182ZM189 256V257H188ZM196 258H194V257ZM241 256V257H240ZM254 256V257H253ZM255 256H257L256 258H255ZM11 257V258H10ZM27 257V258H26ZM31 257V258H30ZM71 257H72V259H71ZM114 257V258H113ZM119 257V258H118ZM121 257H123V258H121ZM164 257H167V258H164ZM187 257H188V259H187ZM201 257H202V259H201ZM211 257L213 258L212 260H211ZM217 257V258H216ZM218 257L220 258L221 257V259H218ZM239 257V258H238ZM252 257V258H251ZM79 258V259H78ZM104 258H106V259H104ZM108 258V259H107ZM116 258V259H115ZM155 258V259H154ZM163 260H161V259ZM182 258V259H181ZM206 258H208V259H206ZM235 258H236V262H235ZM246 258V259H245ZM21 259V260H20ZM173 259V260H172ZM179 259V260H178ZM191 259V261L193 262H189V260ZM193 259V260H192ZM204 259V260H203ZM227 259V260H226ZM234 259V262L232 261ZM259 259V260H258ZM263 260V262H262V260ZM19 260V261H18ZM69 260V261H68ZM79 260V261H78ZM100 260V261H99ZM104 260V261H103ZM107 260V261H106ZM119 260V261H118ZM128 260H129V262H128ZM131 260H132V262H131ZM161 260V261H160ZM172 260V261H171ZM175 260H176V262H175ZM178 260V261H177ZM206 260V261H205ZM220 262H219V261ZM238 260V261H237ZM241 260H243V261H241ZM247 260V261H246ZM255 260V261H254ZM88 261V262H87ZM117 261V262H116ZM122 261H124V262H122ZM146 261H148V262H146ZM186 261H188V262H186ZM218 261V262H217ZM232 261V263H229V262H231ZM261 261V262H260ZM82 262H84V263H82ZM119 262V263H118ZM145 262V263H144ZM224 262V263H223ZM258 262H260V263H258ZM176 263V264H177ZM238 264H239V262H238Z\"/></svg>", "mask_w": 264, "mask_h": 264}]
</instances>
